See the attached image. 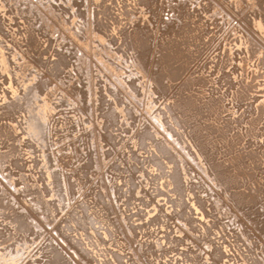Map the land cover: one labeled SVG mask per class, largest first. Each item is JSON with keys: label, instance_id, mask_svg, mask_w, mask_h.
Returning a JSON list of instances; mask_svg holds the SVG:
<instances>
[{"label": "rangeland", "instance_id": "rangeland-1", "mask_svg": "<svg viewBox=\"0 0 264 264\" xmlns=\"http://www.w3.org/2000/svg\"><path fill=\"white\" fill-rule=\"evenodd\" d=\"M8 2H6V0L4 1H1L0 0V3L2 2L3 4H4V2H6L5 4H4V6L2 5V3L0 4V13L1 14H3V12H4V14H5V16H4V14H3V16L4 17H6L7 19H5L3 16H1V14H0V17L3 19L4 18V20H2L3 21V26L4 27H6V30L7 31H9L10 29H12V30H10V32H9V34L11 33L12 34V32H13V34L12 35H14V36H12L11 34V40H12V42H13V44H11V48H12V53H13V55H14V57H15V59H16V61L15 62H17V60H18V63H19V59H20V61H21V63H19L20 64V66L22 65V67H21V69L23 70V73H24V70H26V72L28 71V70H30L29 72H27V74H25V75H27V76H25V78L27 77L28 78V74H34L33 75V77L32 78H34L35 77V75H37V74H39V75H41L42 76V79L45 81V82H50V83H48L49 84V90H48V92H47V94H48V96H46L45 97V100H46V102H45V112H43L44 111V108H40L41 110H43V111H41V113H47L48 114V116H47V120L48 119H50V120H48L49 122V124H50V122H51V124L53 123V126H52V128H53V130H52V128H51V130H52V132L54 131V130H56V132L54 131V133H53V136H54V140H56L55 141V158H56V164L58 165V167L61 169H63V170H65L70 176H71V178L70 179H72L71 180V182H73L75 185H76V188H77V192L78 193H76V197H77V195H78V197H80V198H78V200L79 199H81L80 201L81 202H85V200L88 198V200L86 201L87 203H89V205L91 204L92 206H94L95 208H93L94 210H92L93 211V213H91L90 212V210H89V212L91 213V214H93V215H91L92 217H91V220H92V223H93V228H94V231L96 232V234H100V236H101V238L105 241V245L104 244H102V246H99L100 248H102L101 250V254H102V257H101V255L96 251V253H95V251L94 250H98L99 251V247H89L88 248V246H87V239H86V241H85V239H84V233H83V237H82V232H79L78 233V235H77V237H81V238H77L76 237V234H77V232L76 231H74V232H70V231H68V233L70 234V236L71 235H75L74 237H76V238H74L73 236H72V238H74V239H76L75 240V242H78V241H81V243L83 244L84 243V249H86L87 251L88 250H90V248H91V250H93L94 251V253H93V251H92V253H91V255H89V256H91V257H89L88 256V260H96V258H104V256L105 257H107V254L109 255L108 256V258H110V252H115V253H118V254H121V255H123L124 257H125V259H124V262H126L129 258H130V255H131V251L129 250L131 247H133V249H135V246H136V244L135 243H131L133 246H129V244H127V242L123 239V237H121V236H118V233L120 232L119 231V225H120V218H126V221L128 222V225H130L131 227H133L134 229H136V231H134L135 233H137L136 234V238H135V240H136V242L137 243H140L141 241L145 244V240H146V238L147 239H149L150 240V242H152V241H154V240H157V239H159L158 237V235H160L159 233H161L162 231H164V227H167V226H169L168 224H170V227L171 226H174L175 224H174V221H173V219H168V222H167V219L165 220L163 217L165 216V215H167V213H160L161 215L163 214V216H162V219H160L161 221H163L162 223H161V221H159V223H158V225H157V223L156 224H150V226H149V223L147 224V217H145L146 215L148 216V217H150V215L152 216H154L155 215V213L157 214V211H158V206H159V204H160V206L159 207H164V208H166V206H169L168 204H166V202H167V200L172 196L171 194H169V193H167L166 192V189L161 185L162 184V182L163 181H153L154 179H153V175L156 173H154L153 172V169H150V168H148V166H150L148 163H145V165L144 164H142L143 162V160L146 158V157H148V156H146V154L147 155H150V151H153V149L150 147V148H147L146 150H145V153H143L144 152V150H143V152H142V150L141 151H139L140 152V154H138L139 152L137 151L136 152V154H137V156H138V158H139V160H141V161H139V162H141V164L144 166V168H142L141 166H139V164L138 163H133V160H132V166H133V164L135 165V166H137V168L138 169H140L139 170V172H129V169H127V168H129L128 166H130L128 163H127V161H126V158H127V154L129 153L128 151H129V149L130 150H132V151H136L134 148H132L133 146L131 145V139H132V136H133V131H134V127L135 128H137L140 124H142L143 123V121L145 122V119H143V118H145V115H148L149 116V114H147V111L149 110V108L148 107H150L151 109H154L155 111L156 110H159V106H160V110L159 111H163L164 113H167L168 112V110H169V113H168V117H169V115H170V113H172V112H170L171 111V109L172 108H176L177 110H178V114L180 113V112H183V110H182V108H183V106H180V105H178L179 107H177L176 106V104L178 103V102H176V101H179V104L180 103H182V102H185L186 100V103H191L190 101H194L195 99H202V100H200V101H202V102H200L201 104H200V108H201V112H202V109H207V108H210L209 106L213 103V105H211V107L212 108H210L209 110H208V112L206 113L207 115H206V119H208V121L209 122H212L213 121V119H215L216 121H214V123L216 122V124L217 125H220V126H222L223 125V122L224 121H226V122H224V125L226 126V125H228V134L229 135H231V136H233V134L232 133H234L235 132V130H236V132L239 134L240 132H238L239 131V128H240V131H241V135H244L245 134V132H247L246 130V126H248L246 123H244V122H246L245 121V117H246V115H247V112L249 111L250 112V110H252L251 112H254L255 110H257V111H259V112H254V113H251L250 112V114H249V112H248V114H249V116L251 115V114H253L254 116H252V117H250V118H255V115H256V117L258 118H260L261 119V117H262V119H261V121L260 122H256V127L258 128L259 126V128L258 129H260V130H262V133H261V131H260V133H259V135H260V137L262 136V139L261 138H257V139H255V140H257V141H255L254 139L252 140L253 141V143H254V145L252 146V142H251V140L248 138V141H247V137H246V140L245 139H242V140H244V141H241L243 144H249L250 145V148H253L252 149V151L255 149L256 151H258L259 150V152H260V150L261 151H263L264 150V143H262V142H264V137H263V135H264V123L263 124H260L261 122H264V118H263V114L262 113H264V112H262L261 113V111L260 110H262V111H264V106H262V104L264 105V36H263V33H264V30H260L259 28H257L256 26H255V24L256 23H258V22H263V24L262 25H264V0H152V3L154 2V5L153 4H151L150 6L152 7V8H150V6H138V9H137V12L135 11V12H132V14L130 15V16H126V17H120V15H121V13L123 14L125 11H123V9L125 8L124 6H126V5H130V3L132 4V0H61L62 2V4H66L65 6H63V5H61V3L59 2L60 0H49V2H48V0H41V1H39L38 3H39V5H38V3H36L35 2V4H34V1L33 0H12V2H11V0H7ZM17 1V2H16ZM25 1H26V3H25ZM42 1H46V3H44L43 2V4L41 3ZM100 1H101V5H100ZM15 2V3H14ZM24 2V4H22ZM30 2V3H29ZM48 2V3H47ZM8 3H10V4H8ZM16 3H18L17 5H16ZM41 3V4H40ZM50 3V4H49ZM60 4V5H58V4ZM68 3V4H67ZM56 4V5H55ZM78 4V5H77ZM3 7H2V6ZM6 5H7V7H8V9H7V7H6ZM68 5V6H67ZM97 5H98V7H97ZM9 6H10V8H9ZM14 8H13V7ZM35 6H37V8L35 7ZM50 6V7H49ZM58 6V7H57ZM78 6V7H77ZM103 6V7H102ZM104 6H105V9L107 10V11H104L103 12V10H104ZM107 6V7H106ZM2 7V8H1ZM11 7L13 8V9H11ZM21 7V8H20ZM47 7V8H46ZM56 7V8H55ZM146 7V8H145ZM30 8V9H29ZM50 8V9H49ZM73 8V10H74V12L75 13H73V10H71ZM74 8H76V9H74ZM79 8V9H78ZM137 8V7H136ZM149 8V9H148ZM2 9V10H1ZM5 9V10H4ZM18 9V10H17ZM27 9V10H26ZM34 9V10H33ZM48 9H49V12H48ZM59 9H60V12H59ZM68 9H70V11L68 10ZM100 9V10H99ZM112 11H111V10ZM152 9V10H151ZM9 12H8V11ZM23 10H24V13H23ZM29 10V11H28ZM41 12H40V11ZM43 10H45V11H43ZM47 10V11H46ZM62 10V11H61ZM92 10V11H91ZM117 10H119V11H117ZM134 10H136L135 8L133 9V10H131V11H134ZM139 10V11H138ZM20 11V12H19ZM63 11H64V14H63ZM67 11V13H65ZM82 11H83V13H82ZM96 12V13H94V16H92V18H90L91 17V12ZM103 12V13H107V12H109V14L106 16L107 18H105L104 16H101V15H97V13L98 12ZM154 11V12H153ZM48 12V13H47ZM52 12V13H51ZM78 12V13H77ZM88 12V13H87ZM90 12V13H89ZM114 12V13H113ZM16 13H18V14H16ZM21 13H23L22 15H21ZM27 13V14H26ZM29 13V14H28ZM81 13V14H80ZM182 13H184L183 15H182ZM46 14H48V15H46ZM69 14V15H68ZM77 14V15H76ZM79 14H80V16H79ZM111 14H112V16H113V14L115 15L114 16V19H116L117 18V16L120 18V19H122V18H124L125 20H122L123 22H122V24H124L125 25V27H124V25L122 26V25H120V27H119V29H117L116 31H112L111 29L115 26L114 25V20H112V19H109V18H111L110 16H111ZM118 14V15H117ZM120 14V15H119ZM21 15V17L23 16H25L24 18L25 19H23V17L21 18H19L18 20H17V18L19 17ZM38 15V16H37ZM50 15H53V16H50ZM66 16L65 18L63 17V16ZM73 15V16H72ZM74 15H76L77 16V19L75 18L76 16H74ZM82 15H83V18H84V16H85V18L82 20ZM88 15V16H87ZM89 15H90V17H89ZM188 17V18H185L186 16ZM9 16H11V17H9ZM34 16V17H33ZM41 16H42V18H41ZM46 16V17H45ZM60 16V17H59ZM69 16H71L70 17V20H69ZM176 16V17H175ZM183 16V17H182ZM39 17V18H38ZM89 17V18H88ZM94 17V18H93ZM96 17V18H95ZM142 17V18H141ZM13 18V19H12ZM27 18H28V21H29V19H30V21L28 22L27 21ZM34 18H36V19H34ZM72 18V19H71ZM101 18V19H100ZM185 18V19H184ZM33 19V20H32ZM40 19H41V22H40ZM60 19V20H59ZM63 19V20H62ZM66 19V20H65ZM90 19H91V22H90V24H89V21H90ZM118 19V18H117ZM131 19V20H130ZM7 20H8V24H10L8 27H7V25L8 24H6L5 25V23H7ZM14 20V21H13ZM25 22H24V21ZM56 20V21H55ZM93 20V21H92ZM97 22H96V21ZM110 20V21H109ZM181 20V21H180ZM184 20V21H183ZM33 21L35 22L34 24H32L33 23ZM86 21V22H85ZM111 21H113V22H111ZM116 21V20H115ZM127 21V22H126ZM183 21V22H182ZM21 24H20V23ZM78 22V23H77ZM79 22H80V27L79 26H76L77 24H79ZM192 22V23H191ZM12 23H14L13 25H12ZM17 23H18V26H19V28H18V26H16L17 25ZM24 25H23V24ZM28 23H29V25H28ZM31 23V24H30ZM39 23V24H38ZM54 23V24H53ZM75 23H77V24H75ZM81 23H82V25H81ZM92 23H94V24H92ZM101 23V24H100ZM126 23V24H125ZM130 23V24H129ZM199 23V24H198ZM26 24V25H25ZM38 24V25H37ZM86 24V25H85ZM129 24V25H128ZM141 24V25H140ZM21 25V26H20ZM23 25V26H22ZM97 25V26H96ZM102 25V26H101ZM104 25H106V26H104ZM142 25H143V27H142ZM169 25V26H168ZM181 25V26H180ZM26 26H28V27H26ZM29 26H32L31 28L33 29H31V28H29ZM63 26V27H62ZM67 26V27H66ZM81 26H83V28L81 27ZM90 26V27H89ZM128 28H127V27ZM166 26V27H165ZM180 26V27H179ZM75 27V28H74ZM76 27H79V29H77ZM92 27V28H91ZM95 29H94V28ZM96 27H98V28H96ZM134 27H135V29H134ZM140 27V28H139ZM161 27V28H160ZM171 27H173V29H170V30H172L173 31V33L171 32H169L170 34H168L167 35V33L165 32V31H167L169 28H171ZM187 27V28H186ZM264 27V26H263ZM7 28H9V29H7ZM25 28H26V34H25ZM27 28L29 29V30H31V32L29 31V30H27ZM37 28V29H36ZM65 28V29H64ZM68 28V29H67ZM71 28V29H70ZM82 28V29H81ZM18 29V30H17ZM40 29V30H39ZM52 29V30H51ZM86 29H87V31H86ZM92 29V30H91ZM94 29V30H93ZM97 29V30H96ZM100 29V30H99ZM105 31H104V30ZM124 29V30H123ZM136 30V32H138V31H140L141 33H137V35H136V32L134 31V30ZM137 29H138V31H137ZM180 29V30H179ZM201 31H200V30ZM264 29V28H263ZM17 30V31H16ZM23 31V32H21V31ZM45 30V31H44ZM62 30V31H61ZM81 32V34H80V32ZM127 30V31H126ZM135 32V35H134V32ZM27 31H29V32H27ZM36 32L34 35H33V37H34V39H35V42H33L32 43V41L31 40H33L34 41V39H32L33 37H32V33L33 32ZM39 31H40V34H39ZM102 31V32H101ZM104 31V32H103ZM121 31V32H120ZM129 31H130V33H129ZM43 32V33H42ZM75 32H78L79 34H77L76 35V33ZM98 32V33H97ZM109 34H108V33ZM124 32V33H123ZM142 32H144V33H142ZM183 32H185V33H183ZM197 32V33H196ZM29 33V34H28ZM47 33H49V34H47ZM51 33H52V35H51ZM67 33H69V34H67ZM89 33V34H88ZM150 33V34H149ZM163 33H165V34H163ZM200 33V34H199ZM261 33V34H260ZM19 34V35H18ZM28 34V35H27ZM36 34L38 35V38H39V40H37L38 38H37V36H36ZM65 34V35H64ZM75 36H74V35ZM87 34V35H86ZM101 34V35H100ZM106 34V35H105ZM119 34V35H118ZM127 34H128V36H127ZM132 34V35H131ZM183 34V35H182ZM195 34H197V35H195ZM40 35V36H39ZM51 35V36H50ZM69 35V36H68ZM98 35V36H97ZM121 35V36H120ZM129 35H131V36H129ZM140 35V36H139ZM179 35H180V37H179ZM192 35H193V37H192ZM195 35V36H194ZM201 35V36H200ZM44 36V37H43ZM91 38H90V37ZM107 36V37H106ZM110 36V38H108ZM132 36H134V37H132ZM135 36H139L140 37V41H138L139 40V37L137 38V41H136V38H135ZM144 36H146V37H143ZM177 36V37H176ZM184 36V37H183ZM200 36V37H199ZM32 37V38H31ZM70 37V38H69ZM94 37V38H93ZM103 37V38H102ZM142 37V38H141ZM148 37V38H147ZM172 37V38H171ZM176 37V38H175ZM37 38V39H36ZM74 38V39H73ZM76 38V39H75ZM98 38H99V40H98ZM118 39V41H116V39ZM121 38V39H120ZM148 40H147V39ZM181 38H182V40H181ZM19 39V40H18ZM31 39V40H30ZM40 39L42 40V41H40ZM47 39V40H46ZM90 39V40H89ZM97 39V40H96ZM123 39V40H122ZM135 39V44H134V47L132 46V44L131 43H133V40ZM143 39V40H142ZM161 39V41H159ZM171 39V40H170ZM200 39V40H199ZM25 40V41H24ZM43 40H45V41H43ZM94 40V41H93ZM124 41V43L122 42V41ZM147 40V41H146ZM167 40V41H166ZM186 40V41H185ZM23 41H24V43H23ZM47 41V42H46ZM90 41V42H89ZM144 41V42H143ZM163 41V42H162ZM14 42H16V43H14ZM29 43V44H27V43ZM39 42V43H38ZM42 42V43H41ZM45 42V43H44ZM56 42H57V45H58V42H59V44H60V46H63V49H66V50H68V48H69V50H78L76 53H74L75 55H76V57H75V59L73 58V60H74V62H72V64L74 63V67L71 65L69 68V71L67 72V73H64L63 74V77L60 79V78H56L53 74H51L50 72H48L47 70V68H43V67H41V61H44V60H47V59H49V61H53L54 59H56V56L54 55V53H56V52H54V51H56V47H58L57 45H56ZM88 42V43H87ZM127 42V43H126ZM136 42H139L138 44L136 43ZM193 42V43H192ZM35 43V44H34ZM49 45H48V44ZM53 43H54V45H53ZM87 43V44H86ZM127 45H126V44ZM142 43V44H141ZM165 43V44H164ZM167 43L169 44V43H171V44H169L168 46H167ZM173 43V44H172ZM32 44H34V47L32 46ZM36 44L39 46H37V47H35L36 46ZM51 44V45H50ZM64 44V45H63ZM123 44H125V45H123ZM128 44H130V45H128ZM141 44V45H140ZM24 45H25V47H24ZM27 45H29V46H32L31 47V49H30V47H27ZM45 45H46V47H47V49H46V52H45ZM56 45V46H55ZM117 45V46H116ZM143 45V46H142ZM163 45H166V46H163ZM175 45V46H174ZM182 45H184V46H182ZM187 45V46H186ZM189 45V46H188ZM202 45V46H201ZM41 46V47H40ZM128 46H130V47H128ZM162 46V47H161ZM192 46V47H191ZM43 47V48H42ZM76 47V48H75ZM174 47V48H173ZM189 47V48H188ZM205 47V48H204ZM50 48V49H49ZM53 48H55V50L53 49ZM71 48V49H70ZM118 48H119V50H118ZM127 48H128V50H127ZM185 48H187V49H185ZM167 51H166V50ZM196 49H197V51H196ZM199 49V50H198ZM17 50V51H16ZM41 50V51H40ZM51 50V51H50ZM54 50V51H53ZM69 50H68V52H69ZM141 50V51H140ZM169 50H171V51H169ZM174 50V51H173ZM185 50V51H184ZM26 51H29V52H26ZM131 52V53H130ZM135 52V53H134ZM172 54H174L173 56L171 55V53ZM192 52V53H191ZM195 52V53H194ZM197 52V53H196ZM32 53V54H31ZM39 55H38V54ZM42 53H45V56H44V54L42 55ZM49 53V54H48ZM129 55V57H127L128 55ZM164 54V55H163ZM169 54V55H168ZM183 54V55H182ZM189 54V55H188ZM43 56V58H41L42 56ZM138 55H140V56H138ZM33 56V57H32ZM35 56V57H34ZM120 56V57H119ZM171 56V57H170ZM175 56V57H174ZM177 56V57H176ZM181 56V57H180ZM141 57V58H140ZM188 57V58H187ZM199 57V58H198ZM230 57V58H229ZM40 58L42 59L41 61H40ZM47 58V59H46ZM128 58V59H127ZM145 58V59H144ZM176 58V59H175ZM37 59H39V60H37ZM132 59V60H131ZM140 59V60H139ZM173 61H172V60ZM190 59V60H189ZM197 59H198V62H196L197 61ZM102 60V61H101ZM128 60H131L132 61V64L130 63V61H128ZM24 61V62H23ZM40 61V62H39ZM135 61V62H134ZM138 61H140V63L138 62ZM177 61V62H176ZM189 61V62H188ZM191 61V62H190ZM125 62V63H124ZM135 63V65H133L134 63ZM142 62V63H141ZM187 62V63H186ZM195 62V63H194ZM38 63V64H37ZM39 63H40V67L38 66L39 65ZM103 63H105V64H107V65H105V64H103ZM168 63H170V64H168ZM197 63V64H196ZM18 64V65H19ZM26 64V65H25ZM127 64V65H126ZM139 64H141V65H139ZM142 64H143V66H142ZM130 65V66H129ZM168 65H169V67H168ZM24 66V67H23ZM129 66V67H128ZM174 66V67H173ZM186 66V67H185ZM188 66V67H187ZM27 67H28V70H27ZM37 67H39V69L37 68ZM71 67H73V68H71ZM113 67V68H112ZM125 67V68H124ZM134 67V68H133ZM136 67H138V68H136ZM139 67H140V69H139ZM178 67V68H177ZM24 68V69H23ZM127 68H128V70H127ZM136 68V69H135ZM109 69H110V72H109ZM112 69V70H111ZM132 71H131V70ZM138 69V70H137ZM158 69H159V71H158ZM174 69V70H173ZM206 69V70H205ZM44 70V71H43ZM114 70V71H113ZM163 70H164V72H163ZM171 70V71H170ZM192 70V71H191ZM203 70V71H202ZM205 70V71H204ZM134 71V72H133ZM139 73V75H138V73ZM140 71V72H139ZM180 71V72H179ZM202 71V72H201ZM25 72V73H26ZM35 72V73H34ZM36 72H37V74H36ZM111 72H112V74H111ZM125 74H124V73ZM132 72V73H131ZM176 72V73H175ZM136 73V75L138 76L137 77V79H138V81H139V84H140V96H139V98H138V101H141V103L139 102V105H138V109L140 110H138L137 111V113L135 114V118H137V119H134V121L133 120H131V122H130V124L131 125H123L122 124V122L123 123H126L125 121H124V119H122V118H120V120H119V124H116V126H119V128H120V130L122 131V133H124L123 134V137H125V138H123L122 137V134L121 135H118V134H120V133H118V132H120V130L119 131H116V130H118V127H116V126H114V127H112L111 125H110V123H108V126L110 125V127H112V128H114V131H112V129L110 128H108V131L112 134V136H115L116 137V139H115V137H113L114 138V141L112 142V141H110V142H108L107 140H105V138H104V128H102L103 126H104V124L106 123V122H104V124H103V122H102V120H106V119H103L104 117H102V114H104L105 112H107L106 110H108V108H109V104H111V98L110 97H106V96H104L103 94V91H104V89L106 88V87H114V88H116L115 89V95H117L118 97L119 96H121V97H119L120 99L119 100H123L122 98H124V97H126L125 95L127 94L128 95V93H127V91L128 90H126V88H124L125 87V84L123 85L122 83L124 82V83H126L127 85H128V83L127 82H129V80L131 79H133V77L135 78L136 77V75L134 76V74ZM142 73V74H141ZM163 73V74H162ZM115 74V75H114ZM127 74H128V76H130V79H129V77L127 76ZM132 74V75H131ZM173 74V75H172ZM184 74V75H183ZM190 74V75H189ZM85 75V76H84ZM141 75H142V77H141ZM146 75V76H145ZM158 75V76H157ZM164 75V76H163ZM175 75V76H174ZM176 75H178V76H176ZM180 75V76H179ZM192 75V76H191ZM50 76V77H49ZM107 76H109V77H107ZM125 76V77H124ZM187 76V77H186ZM80 77V78H79ZM119 77V78H118ZM123 77V78H122ZM154 77V79L156 80H162V86H164L165 87V92L163 91V90H161L159 87H158V85L156 84V83H152L151 82V79ZM162 77V78H161ZM174 77H175V79H174ZM176 77H178V78H176ZM198 77V78H197ZM50 80H49V79ZM52 78H54V79H56V80H54V79H52ZM82 78V79H81ZM110 78V79H109ZM125 78V79H124ZM143 78V79H142ZM167 78V79H166ZM181 78V79H180ZM200 78V79H199ZM46 79H48V80H46ZM64 79V80H63ZM120 79V84L121 85H119L118 83H117V80H119ZM127 79V80H126ZM183 79V80H182ZM186 79V80H185ZM190 79V80H189ZM52 80V81H51ZM54 80V81H53ZM82 80H83V82H82ZM109 80V81H108ZM144 80V81H143ZM56 81V82H55ZM63 81V82H62ZM111 81V82H110ZM142 81V82H141ZM165 81V82H164ZM173 81V82H172ZM185 81V82H184ZM190 81V82H189ZM52 82V83H51ZM58 82V83H57ZM80 82H82V83H80ZM85 82H86V84H85ZM109 82L110 83H112V84H109ZM180 82V83H179ZM197 82V83H196ZM203 82V83H202ZM209 82V83H208ZM211 82V83H210ZM243 82V85L246 83V85L244 86V87H246V86H249V88H252L251 89V91L248 89V87H247V91H248V93L253 97H249V99H250V101L248 100V99H242V101L241 102H243L244 104H245V102L247 101V106H246V104H245V106L243 105V103L241 104L239 101L241 100V99H236L237 97H236V94H234V91H235V89L237 88V87H239L240 85V83H242ZM115 83V84H114ZM217 83V84H216ZM88 84H89V86H88ZM77 85V86H76ZM115 85V86H114ZM117 85V86H116ZM126 85V86H127ZM175 85V86H174ZM194 85V86H193ZM204 85V86H203ZM214 85V86H213ZM236 85H237V87H236ZM84 86V87H83ZM124 86V87H123ZM168 86V88H166ZM173 86V87H172ZM199 86V87H198ZM89 87V88H88ZM203 87V88H202ZM211 87V88H210ZM54 88V89H53ZM80 88V89H79ZM82 88V89H81ZM119 88V89H118ZM201 88V89H200ZM234 88V89H233ZM53 89V90H52ZM85 90V91H82V90ZM89 89V90H88ZM121 89H125V90H121ZM204 89V90H203ZM79 92H78V91ZM150 90V91H149ZM172 90V91H171ZM199 90H202V92H200ZM212 90V91H211ZM245 90H246V88H245ZM88 91V92H87ZM121 91H122V93H121ZM123 91H125V92H123ZM154 91V92H153ZM155 91H159L158 93H162V95L163 96H161V94H160V96H156V94H155ZM170 91V92H169ZM183 91V92H182ZM185 91V92H184ZM199 91V92H198ZM204 91V92H203ZM206 91V92H205ZM214 91H217V92H214ZM250 91V92H249ZM53 92V93H52ZM156 92V93H157ZM164 92V93H163ZM178 92V93H177ZM196 92V93H195ZM199 94H198V93ZM79 93V94H78ZM142 93V94H141ZM157 93V94H158ZM169 93V94H168ZM189 93V94H188ZM203 93V94H202ZM214 93H216V94H214ZM219 93V94H218ZM77 94V95H76ZM84 94V96L82 97V95ZM118 94H120V95H118ZM122 94V95H121ZM154 94V95H153ZM181 94V95H180ZM195 94H196V96H195ZM197 94H198V96H197ZM202 94V95H201ZM55 95V96H54ZM85 95H87V96H85ZM145 95V96H144ZM151 95V96H150ZM159 95V94H158ZM166 95V96H165ZM171 95V96H170ZM178 95V96H177ZM200 95V96H199ZM222 95H224V96H222ZM54 96V97H53ZM155 96H156V98H155ZM172 98L171 100L170 99H167V98H170V97ZM173 96H174V98H173ZM180 96V97H179ZM184 96V97H183ZM194 98H193V97ZM207 96V97H206ZM219 96V97H218ZM226 96V97H225ZM52 97V98H51ZM87 97V98H86ZM104 97H106V98H104ZM159 97H161L160 99H159ZM164 97V99H165V101H163L164 99H162ZM178 97V98H177ZM192 98V100H191V98ZM198 97V98H197ZM200 97V98H199ZM222 97L223 98H225V99H222ZM236 97V98H235ZM81 98H83V99H81ZM89 98V99H88ZM149 98V99H148ZM159 100H158V99ZM204 98V99H203ZM210 98V99H209ZM213 98V99H212ZM219 98V99H218ZM109 99V100H108ZM185 99V100H184ZM207 99V100H206ZM222 99V100H221ZM235 99H236V101H235ZM107 100V101H106ZM124 100H125V98H124ZM156 100V101H155ZM174 100V101H173ZM226 100V101H225ZM239 100V101H238ZM251 100H252V103H251ZM61 101H64V102H67V103H65L66 104V106H65V104H63V102H61ZM82 101V102H81ZM158 101V102H157ZM192 101V102H193ZM206 101V102H205ZM207 101H208V103H209V101H210V105L207 103ZM211 101H212V103H211ZM249 101V102H248ZM60 103V104H58V103ZM79 102V103H78ZM151 102H153L152 104V106H151ZM160 102H163V103H160ZM164 102H166V103H164ZM173 102L175 103V104H173ZM221 102V103H220ZM224 103V105H223V103ZM145 103V104H144ZM149 103H150V105H149ZM157 103V104H156ZM204 103V104H203ZM238 103H240L242 106H243V108H242V106H240V104H238ZM85 104V105H84ZM87 104H88V106H87ZM162 104H164V106L162 105ZM252 104V105H251ZM258 104V106H257V108H255L256 107V105ZM261 104V107L259 106ZM56 105H57V107H56ZM82 105V106H81ZM159 105V106H158ZM170 105H172L170 108H169V106ZM207 105V106H206ZM70 106V107H69ZM113 106V105H112ZM142 106V107H141ZM148 109H146L145 107ZM166 106H168V107H166ZM249 106H250V108H249ZM60 107V108H59ZM64 107V108H63ZM152 107H154V108H152ZM161 107H162V109H161ZM144 108V109H143ZM247 109L246 110V112L244 113L245 114V117H242L244 114H243V111H245L244 109ZM251 108H253V109H251ZM260 108V109H259ZM262 108V109H261ZM143 109V110H142ZM150 109V110H151ZM250 109V110H249ZM81 110V111H80ZM110 111H112L111 109H109ZM218 111V112H216V111ZM243 110V111H242ZM109 111V112H110ZM153 111V110H152ZM220 111V112H219ZM225 111V112H224ZM228 111V112H227ZM213 112V113H212ZM216 112V113H215ZM235 113V115H236V118H235V116H234V114L233 115H231L232 113ZM241 112V113H240ZM220 113V114H219ZM226 113V114H225ZM238 115H237V114ZM257 113V114H256ZM137 114H139V115H137ZM240 114H242V116L240 115ZM258 114H259V116H258ZM172 115H174V114H172ZM217 117H216V116ZM222 115V116H221ZM226 115H227V120L225 119L226 118ZM228 115H229V118H228ZM260 115H261V117H260ZM214 116V117H213ZM219 116V117H218ZM223 116H224V118H223ZM232 116H233V118H232ZM237 116H239L238 118H237ZM241 116V117H240ZM249 116H247V117H249ZM50 117V118H49ZM216 117V118H215ZM246 117V118H247ZM102 118V119H101ZM138 118H139V120H138ZM211 118V119H210ZM218 118V119H217ZM223 118V119H222ZM240 118H241V120H243V122L242 121H239L240 120ZM206 119H203V120H206ZM232 119H234V121L232 120ZM122 120V121H121ZM137 120V121H136ZM211 120V121H210ZM221 120V121H220ZM224 120V121H223ZM232 120V121H231ZM238 120V121H237ZM120 121H121V123H120ZM178 120L176 119V118H174L173 117V119H169V124L171 125V127H172V129L174 130V132L175 133H178L180 136H179V138L181 139V141L182 142H184V145H186V147H188L189 148V150L191 151H193V152H195V149H193V148H197L195 145H196V142H195V145H193V140H194V137L192 136V134H191V136L193 137V139H192V137L190 138L189 137V133L187 132V130L189 129V128H187V127H185V126H183V125H181V126H183L184 127V131H182V129H181V126H180V124H178V122H177ZM191 122L192 121H194V120H190ZM218 121V122H217ZM229 121V122H228ZM237 121V122H236ZM134 122H136V124L134 123ZM140 122V123H139ZM174 123V125H176V127H178V129L173 125V123ZM176 122V123H175ZM194 122H196V121H194ZM198 122V121H197ZM196 122V123H197ZM208 122V123H209ZM227 122H228V124H227ZM233 123L234 124V126H233V124H229V123ZM234 122H236L237 124H238V122H239V124H241L242 123V127H240V125H237V126H235L236 125V123H234ZM138 123H139V125H138ZM193 123V122H192ZM199 123V122H198ZM197 123V124H198ZM222 125H221V124ZM244 123V124H243ZM258 123V124H257ZM51 124H50V126H51ZM101 124H102V126H101ZM120 124H122V125H120ZM137 126H135V125ZM246 124V125H245ZM107 125V124H106ZM133 125V126H132ZM233 126V127H231L230 128V126ZM244 125V126H243ZM262 125V126H261ZM121 126H125V127H121ZM126 127H128V129L126 128ZM234 127H237V128H234ZM244 127H245V129H244ZM117 128V129H116ZM125 130H124V129ZM187 128V130H185ZM229 128L231 129L230 130V132H229ZM232 128H234L235 130H232ZM64 130L63 131V133H62V136L61 135H59V134H61V132H60V130ZM132 129V130H131ZM124 130V131H123ZM129 130V131H128ZM190 130V129H189ZM244 130H245V132H244ZM59 133H58V132ZM129 132V133H125V132ZM231 131H234V132H231ZM102 132V134H100ZM188 134H187V133ZM190 132H191V130H190ZM243 132H244V134H243ZM88 133H90V134H88ZM58 134V135H57ZM178 134H177V136H178ZM57 135V136H56ZM65 135V136H64ZM89 137H88V136ZM126 135V136H125ZM234 135H235V133H234ZM237 135V134H236ZM235 135V136H236ZM64 136V137H63ZM85 136H86V138H85ZM90 136H91V138H90ZM93 136V137H92ZM120 137L121 136V138L123 139H121V138H118V137ZM127 136L129 137V138H127ZM66 137V138H65ZM95 137V138H94ZM58 138V139H57ZM88 138H90V140L88 139ZM99 138V139H98ZM101 138V139H100ZM113 138H112V140H113ZM190 138V140H188ZM63 139H65L64 141H63ZM120 139V140H119ZM125 139V140H124ZM187 139V140H186ZM84 140V141H83ZM91 140H97L96 141V146H95V142H93L92 141V144L90 143V141ZM101 140V141H100ZM116 140V141H115ZM121 141V143L119 142V141ZM131 140V141H130ZM250 140V141H249ZM261 142H260V141ZM263 140V141H262ZM61 141L63 142V143H61ZM87 141V142H86ZM157 141V142H156ZM154 143L155 144H159L158 142V140H156ZM186 141H187V143L189 144H187L186 143ZM195 141V140H194ZM259 141V142H258ZM57 142V143H56ZM61 144H60V143ZM97 142H98V145H97ZM102 142V143H101ZM115 142V143H114ZM123 142V143H122ZM192 142V143H191ZM248 142H251V143H248ZM258 142V143H257ZM83 143V144H82ZM84 143L87 145V143H88V147L90 148V150L87 152V150L89 149L87 146H85L84 145ZM107 143L109 144V143H111V144H109V145H107ZM114 143V144H113ZM190 143H191V145H190ZM242 143H240L239 144V148L240 149H245V151H251V149L249 150V149H247L246 150V148H248V147H246L245 145H242ZM259 143H262V145L261 146H258V144ZM58 144V145H57ZM113 144V145H112ZM116 144V147L114 146ZM121 144V145H120ZM255 144H257V145H255ZM82 145V146H81ZM90 145H91V147H90ZM101 145H102V147H104V148H102L101 149ZM118 145H120L119 147H118ZM188 145V146H187ZM193 145V146H192ZM260 145V144H259ZM1 146H3V144H1L0 143V147ZM82 148H81V147ZM94 146H95V149H93L94 148ZM100 146V147H99ZM111 146H113V149H112V147ZM127 146H129L130 148L128 149V151H127V153H126V147ZM132 146V147H131ZM189 146H192L191 148L189 147ZM245 146V147H244ZM255 146H256V148H258V149H256L255 148ZM111 147V148H110ZM259 147L261 148V149H259ZM57 148V149H56ZM65 148V149H64ZM85 149V150H82V149ZM97 148V149H96ZM109 150H108V149ZM238 148V149H239ZM263 148V149H262ZM62 151H61V150ZM58 150V151H57ZM105 150V151H104ZM113 150V151H112ZM83 151H85V155H84V152ZM111 151V152H110ZM146 151H148L147 153H146ZM82 154H81V153ZM98 152V153H97ZM111 153V154H108V153ZM114 154H113V153ZM192 152V153H193ZM77 153V154H76ZM26 154H27V152H26ZM123 154H126L124 157H123ZM143 154H144V156H145V158H144V156H143ZM194 154V153H193ZM199 154V152H198V150L196 149V154L195 155H197V157L199 156L198 155ZM88 155H94V157H95V155L97 156V158H94L95 160H97L98 161V163L99 164H101V162L103 163L102 164V166L100 165L98 168H92L91 170H90V173L86 176L85 174H83L82 175V172H79L78 170H77V167H78V169L80 168L79 166H82L83 165V163L82 162H85L86 160V158H87V156ZM99 155V156H98ZM121 155V156H120ZM142 157H140V156ZM80 156V157H79ZM86 156V157H85ZM100 156H101V158H100ZM60 157V158H59ZM78 157V158H77ZM84 157V158H83ZM108 157V158H107ZM118 157V158H117ZM82 158V159H81ZM105 158V159H104ZM111 158V159H110ZM119 158H122L123 159V162H124V160L126 161V163L124 162V164L126 165V167L124 166V164H123V166H121V167H123L122 169H123V171L124 172H121V174H119L118 172H115V171H110V166H109V164L110 165H112V163H114L115 164V162L117 161V160H119ZM125 158V159H124ZM144 158V159H143ZM218 158L220 159V160H224L225 159V157L223 156V152L221 151V153L218 155ZM224 158V159H223ZM21 164H26V162H24V161H27L28 162V165H29V167H28V165H26V169L24 168V171H23V175L24 176H26L25 174H28L27 176H29V175H31V177L29 176V177H27V178H30L31 180H32V178H40V176L41 175H39L41 172H42V167L40 168L38 165V167L36 166H34L33 165V163L31 164V159H30V157L28 158V156H22L21 158ZM117 159V160H116ZM59 160V161H58ZM64 160V161H63ZM85 160V161H84ZM107 162H106V161ZM112 160V161H111ZM99 161H101V162H99ZM24 162V163H23ZM29 162H30V164L34 167V168H30V164H29ZM59 162V163H58ZM111 162V163H110ZM206 162H209L210 163V161L208 160H205V159H203V163L206 165V167L211 171L212 169V167H211V164H212V161H211V163L209 164L210 165V167H209V165L206 163ZM79 164V165H78ZM82 164V165H81ZM137 164V165H136ZM148 164V165H147ZM213 165V164H212ZM65 166V167H64ZM147 166V167H146ZM264 166V165H263ZM11 169V171H15V173L17 172L18 173V169H16V168H12V166H9ZM25 167V166H24ZM131 167V166H130ZM7 168V167H6ZM29 168V172H27V171H25V170H27ZM101 168V169H100ZM105 168H106V170H105ZM142 168V169H141ZM14 169V170H13ZM30 169H31V171L34 173H31V171H30ZM103 169V170H102ZM145 170L144 171V173H143V171L142 170ZM9 170V169H8ZM37 170V171H36ZM75 170H76V172L78 171V174H76V172H75ZM147 170H149V171H147ZM260 170V172H258ZM259 170H256V172L257 173H261V170H263V169H259ZM39 171V172H38ZM94 171L95 172H98L97 174H95L94 173ZM104 171V172H103ZM150 171H151V173H150ZM213 171V170H212ZM91 172H92V174H91ZM115 172V173H114ZM141 172V173H140ZM146 172H148V173H146ZM152 172H153V174H152ZM214 172V171H213ZM39 173V174H38ZM73 173V174H72ZM74 173H75V176H74ZM104 175H103V174ZM111 173H114V175L113 174H111ZM126 173V174H125ZM80 174V175H79ZM94 174V175H93ZM121 178H119L117 175ZM127 174H129V176L130 177H128V178H131V177H133V182H136L137 183V181H138V183L139 184H137V188L134 190V192H133V194L130 192V191H128L130 188H132V187H130L129 186V184H131V183H129L128 181H127V177L126 176H128ZM140 174V175H139ZM144 174V175H143ZM145 174L147 175H149V176H146L145 177ZM231 174V173H230ZM73 175V176H72ZM101 175V176H100ZM123 176V179H122V176ZM33 176V177H32ZM78 176H81L80 178L78 177ZM95 176V177H94ZM113 176V177H112ZM115 176V177H114ZM116 176H117V178L119 179H117V180H115V178H116ZM139 176V177H138ZM78 177V178H77ZM84 177V178H83ZM125 177V178H124ZM135 177L137 178V179H135ZM149 177V178H148ZM83 180H82V179ZM151 178V180H149ZM253 178H258V176L256 177L255 175H253ZM252 178V179H253ZM33 179V180H34ZM74 179H75V181H74ZM79 181H78V180ZM99 179V180H98ZM144 179V180H143ZM98 180V181H97ZM112 180H113V182L115 183V181L117 182V185L116 184H114V183H112ZM123 180V181H122ZM130 180V179H129ZM142 180V181H141ZM256 180V179H255ZM78 181V183H75V182H77ZM109 181H111V182H109ZM145 181V182H144ZM148 181V182H147ZM6 182L8 183L9 181H5L4 183H5V186H6ZM97 185V187H99V188H97V190L95 189V187H96V185L94 184V183ZM124 182H127L126 183V187L124 186L125 185V183ZM150 182H151V184H150ZM153 182V183H152ZM157 182V183H156ZM248 182H251V180L249 181L248 180ZM248 182L246 181V183L244 182V183H240V184H238L237 186H236V188L235 189H230L229 188V190H232V192L233 191H244L245 190V188H248V187H251V190H255V189H253V187H255V186H253V184L251 183V184H248ZM98 183V184H97ZM105 183V184H104ZM112 183V184H111ZM122 183V185H120ZM129 183V184H128ZM158 183H159V185H158ZM114 184V185H113ZM128 184V185H127ZM135 184V183H134ZM149 184V185H148ZM243 184V185H242ZM78 185V186H77ZM80 185V186H79ZM84 187H83V186ZM116 185V186H115ZM157 186L156 187V191H155V189H154V186ZM8 187H10L9 189H10V191L13 189L11 186H10V184L8 183V185H7ZM6 186V187H7ZM92 186V187H91ZM95 186V187H94ZM107 188H106V187ZM110 186H112V187H114L115 188V195H116V199L119 201H117L116 199L115 200H113V202H112V200H111V198H113L114 199V196H112V194H111V189H110ZM117 186H120V189H122V191L119 189V187H117ZM123 186H124V188H123ZM129 186V187H128ZM148 186H150L149 188H148ZM160 186V187H159ZM162 186V187H161ZM246 186V187H245ZM8 187H7V189H8ZM78 187H80V188H78ZM81 187H83V188H81ZM94 187V188H93ZM102 187V188H101ZM145 187H147V188H145ZM243 187V188H242ZM245 187V188H244ZM89 188V189H88ZM143 188H145V189H143ZM159 188H161L162 189V191H161V189H159ZM79 189V190H78ZM81 189V190H80ZM88 189V190H87ZM99 189H101V190H99ZM118 189L121 191L119 194H117L116 192L118 191ZM127 190L126 192L127 193H125L124 191L125 190ZM133 189V188H132ZM147 189V190H146ZM150 189V190H149ZM153 189V190H152ZM158 189H159V192L161 191L162 192V194L163 195H159L158 196ZM97 191V193L96 194H98L99 195V191L101 192H107L106 194H104L103 193V195H101V196H104V197H102V199L100 200L99 198H98V201L96 200L97 199V197H96V195H95V192ZM106 190V191H105ZM152 190V191H151ZM251 190H249V191H251ZM16 191V190H15ZM80 191H81V193H83V195L80 193ZM84 191H86V192H84ZM90 193H89V192ZM153 191H155V193L153 192ZM11 192H14V190H12ZM94 192V193H93ZM160 192V193H161ZM231 192V193H232ZM252 192V191H251ZM123 193V194H122ZM137 193V194H136ZM153 193V194H152ZM22 193H20L19 195H21ZM25 195H21V199H24V200H21V201H23V204H25V205H27V206H29V204H27L28 203V201L29 200H25V198L27 197H29L28 196V194H26V193H24ZM85 194H87L86 195V197H85ZM100 194H102V193H100ZM125 194V195H124ZM130 194V195H129ZM145 194V195H144ZM0 195H1V193H0ZM82 195V196H81ZM118 195H120V197H118ZM122 195H124V197L122 196ZM135 195V196H134ZM193 195V194H192ZM192 195H190V197L192 196ZM95 196V197H94ZM108 196V197H107ZM111 196V197H110ZM125 196H127V197H125ZM130 196V197H129ZM139 196V198L140 199H143L144 198V200H147V201H145L144 202V200L143 201H140V199H138L137 197ZM194 196V195H193ZM193 196L191 197V198H193ZM30 197H32V196H30ZM124 199H123V198ZM143 197V198H142ZM154 197V198H153ZM26 198V199H27ZM85 198V199H84ZM91 198H93V201H91ZM95 198V199H94ZM110 198V199H109ZM119 198L121 199V200H123L122 202H121V200H119ZM126 198V199H125ZM128 198V199H127ZM129 198H131L132 199V201H131V199H130V203L128 204V201H129ZM134 198V199H133ZM259 198V199H258ZM256 200H255V202H254V204H249V206H247L248 204H239V206L241 207V209H240V207L237 205L236 206V210L238 209V210H240L241 212H243V213H241L240 211H238V213L240 214V220L242 221V224L243 223H245V224H243L247 229H248V231L250 232V235H251V233H253L252 235H251V237H254V238H252V241H251V237H250V241H249V243L247 242V241H245V240H243V241H237L236 239H235V241H237V244H236V242H234V239L232 240V233H233V231H230V230H236V228H234V226L232 225H230L231 224V221L230 220H232L233 219V217H232V215L230 214V213H228L229 215H226V216H223V217H221L220 219H221V224H223V228H225V229H223L222 227L220 228V226L218 227L217 226V228L215 229V230H213L214 231V233L212 232V236L213 237H211L210 238V240L212 241H214L215 239H217V240H215L216 242H214L213 244L214 245H216V244H218V245H216V246H220V248L222 249H224V251H228L229 252V254H230V256H228V253L227 252H224L223 251V249H222V261L223 262H228V260H229V264L231 263V264H242L243 263V261H242V259L244 258L245 259V256H249L250 258L249 259H252L251 258V255L255 258V259H258V258H260V259H258V260H261L262 259V256L264 255V254H262V253H264V230H263V228H264V197H258ZM29 199V198H28ZM31 199V198H30ZM110 200V205L108 204V202H109V200ZM152 199V200H151ZM163 199V200H162ZM84 200V201H83ZM104 200H105V202H104ZM137 200V201H136ZM149 200V201H148ZM153 200H154V202H153ZM157 200V201H156ZM259 200H261L260 202H258ZM91 203H90V202ZM100 201V202H99ZM124 201H126L125 203H124ZM162 201H163V203H162ZM26 202V203H25ZM104 202V203H103ZM141 202V203H140ZM142 202L145 204H142ZM261 202H263L262 204H261ZM4 203V202H3ZM96 203H98V204H100V205H98V204H96ZM112 203V204H111ZM119 203H121L120 205H118ZM124 203V204H123ZM139 203V204H138ZM148 203V204H147ZM150 203V204H149ZM255 203H256V205H258V206H256L255 207ZM259 203V204H258ZM105 204V205H104ZM126 204H128L129 206L131 205V206H133V207H127L128 205H126ZM134 204V205H133ZM138 204V205H137ZM141 204H142V206H141ZM261 204V205H260ZM90 205V206H91ZM97 205V206H96ZM107 205V206H106ZM117 205H118V207H117ZM135 205H137V207H135ZM146 205L148 206V207H146ZM262 205H263V207H262ZM103 206H105V207H103ZM125 206V207H124ZM140 206V207H139ZM157 206V207H156ZM107 207V208H106ZM108 207H109V209H108ZM116 209H115V208ZM122 207V208H121ZM140 208V211H142V213H143V215H142V213L141 212H139L137 209H139ZM252 207V208H251ZM255 207V208H254ZM257 207H258V209H257ZM101 208V210H103L102 212H101V210L99 211L98 209H100ZM104 208H105V210H104ZM119 208H121V209H119ZM124 208H127V209H124ZM131 210V208H132V210L130 211L129 209ZM134 208V209H133ZM135 208H137V209H135ZM143 208V209H142ZM243 208V209H242ZM245 208V209H244ZM259 208H262V209H259ZM114 209V210H113ZM118 209L120 210L119 212H118ZM123 209V210H122ZM151 211L152 213L149 215V211ZM151 209H153V210H151ZM255 211H254V210ZM106 210H107V213H105V216H102V215H104V212H106ZM112 210V211H111ZM116 210V211H115ZM126 210H128V211H130L129 213L131 214L130 215V218H129V216H127L126 217V215H129V213L128 212H126ZM143 210H145V211H147L146 213H145V211L143 212ZM234 210H235V208H234ZM235 210V211H236ZM243 210H245V211H243ZM260 210V211H259ZM97 211V212H96ZM99 211V212H98ZM121 211H123V212H126V213H123V212H121ZM246 211H247V214H246ZM116 212H118V214L116 213ZM133 212H135L134 213V215H133ZM136 212H138V213H136ZM170 212H173V209H172V211H170ZM253 212H254V214H253ZM257 212H260L259 214L257 213ZM116 213V214H115ZM123 213V214H122ZM145 213V214H144ZM245 213V214H244ZM98 214H99V216H98ZM110 215V218L111 219H109L108 217L109 216H107V215ZM137 214H138V216H137ZM159 214V215H160ZM244 214V215H243ZM249 214V215H248ZM253 214V215H252ZM90 215V214H89ZM97 217H96V216ZM119 215V216H118ZM124 215V216H123ZM136 215V217L137 218H135L134 216ZM160 215V216H161ZM247 215V216H246ZM95 218H94V217ZM107 216V218H105ZM122 216V217H121ZM229 216V217H228ZM192 217L194 218L195 217V219H197V217L196 216H193L192 215ZM227 218V221L229 222H226L225 220H226V218ZM58 218H60V216L58 217ZM115 218V219H114ZM119 218V219H118ZM132 218V219H131ZM151 218V217H150ZM223 218H225V219H223ZM241 218H243V219H241ZM107 219V220H106ZM109 219V220H108ZM118 219V220H117ZM140 219H144V221H145V224L143 223V221L141 222L140 221ZM147 219V220H146ZM164 219V220H163ZM209 219H211L212 220V223L214 224V220L212 219V218H208L207 219V221H209ZM239 219V218H238ZM250 219V220H249ZM104 220V221H103ZM111 220H114L113 222H114V224H113V222L111 221ZM138 220V221H137ZM170 220V221H169ZM172 220V221H171ZM210 220V221H211ZM223 220V221H222ZM109 221V222H108ZM119 221V222H118ZM225 221V222H224ZM256 221V222H255ZM2 222H4L5 223V221H3V219L2 218H0V224L2 223ZM103 222V223H102ZM107 224H106V223ZM131 222V223H130ZM4 223H2V225H1V227H3V224ZM95 223V224H94ZM97 223V224H96ZM109 223H110V225H111V227H113L114 229H118L117 231L118 232H116V230H114V231H110V232H108V235H110L109 237H106L105 236V233H106V230L109 228L110 229V226H109ZM116 223V224H115ZM130 223V224H129ZM136 223H140V224H136ZM168 223V224H167ZM173 223V224H172ZM211 223V224H212ZM225 223V224H224ZM64 224L65 223H61V225L62 226H64ZM142 224H144L145 226H146V228L145 227H143L144 225H142ZM147 224V225H146ZM167 226H166V225ZM196 225L198 224V223H195ZM194 224V225H195ZM211 224H208V226L209 227H211L212 225ZM4 225H6V223L4 224ZM142 225V226H141ZM159 225H160V227H161V229H160V227H159ZM162 225H163V227H162ZM199 225V224H198ZM197 225V226H198ZM227 225H228V227H229V229L227 228ZM98 226V227H97ZM137 226H141L142 228H145V229H142V228H138ZM116 227V228H115ZM137 227V228H136ZM160 229L161 231H158L157 229ZM233 227V228H232ZM152 228H154V229H152ZM138 229V230H137ZM142 229V230H141ZM147 229V230H146ZM148 229H150V230H148ZM169 227H167V233H171L172 234V232H173V234H172V236H174V237H177V235L176 234H178L175 230V227H174V229H173V227L170 229V231H169ZM258 229V230H257ZM143 230H146V231H143ZM156 230V231H155ZM173 230V231H172ZM218 230L219 231H221V233L220 232H218ZM262 230V231H261ZM48 231L49 232H47V233H45L43 236H40V237H38L37 239H38V241H37V239L36 240H34V241H36V242H33V243H31V247L29 248V251H28V254L26 255V256H30V259H29V257H28V259L27 260H31V255L32 254H34V253H36V251H35V248H36V250H37V252L38 251H40V247H41V245H43V248H41L44 252L46 251L45 250V248H46V246H48L50 243H51V233H52V231H51V228H49L48 229ZM139 231L141 232L140 234H139ZM147 231H149L148 233H147ZM154 232V236L155 237H153V235H150L149 233H151V234H153L152 232ZM157 231H158V234H156L157 233ZM164 231V232H165ZM172 231V232H171ZM175 231V232H174ZM223 231V232H222ZM225 231V232H224ZM227 231V232H226ZM252 231V232H251ZM256 231V232H255ZM51 232V233H50ZM55 231H53V233H54ZM142 232H144V234H148L147 236L148 237H150V238H148V237H145L146 235H144ZM156 232V233H155ZM163 232V234L161 233V235H160V239H162L161 237H165V236H167V234H165ZM232 232V233H231ZM52 233V234H53ZM71 233H73V234H71ZM112 233H114V234H112ZM117 233V234H116ZM217 235H216V234ZM228 233V235H229V233L231 234V239H228V238H230L228 235H226ZM258 233V234H257ZM116 234V236H114V237H112L113 235H115ZM143 234V235H142ZM171 234H169V235H171ZM214 234V235H213ZM222 234V235H226L225 237H222V235H221V237H220V235ZM55 235H56V237H58V235L56 234V232H55ZM54 235V236H55ZM119 235H121V234H119ZM140 237H139V236ZM158 237H157V236ZM258 237H257V236ZM261 235V236H260ZM46 236V237H45ZM48 236H50L49 238H48ZM138 236V237H137ZM141 236H142V238H141ZM143 236H144V238L145 239H143ZM179 236V235H178ZM217 236V237H216ZM233 236H234V233H233ZM86 237V236H85ZM117 237H120V239H118ZM157 237V238H156ZM216 237V238H215ZM218 237H220L221 239L219 240V238ZM228 237V238H227ZM235 237V236H234ZM40 238V239H39ZM42 238V239H41ZM43 238H46V239H43ZM51 239L50 240V242H49V240L48 239ZM117 238V239H116ZM122 238V239H121ZM153 238H156V239H153ZM213 238V239H212ZM215 238V239H214ZM223 238V239H222ZM260 238H262V239H260ZM30 239H33V237L32 238H30ZM73 239V240H74ZM79 239H81V240H79ZM117 240V242H116V240ZM138 239H140V240H138ZM153 239V240H152ZM224 239H226L227 241L228 240H230V241H225ZM258 239V240H257ZM259 239H260V241L261 242H258L259 241ZM41 240H45V242L43 243H40V241ZM78 240V241H77ZM83 240H84V242H83ZM149 240H147V242L149 241ZM163 240V239H162ZM225 241V242H227V243H229L230 242V244H231V246H228V245H230V244H227V243H225V242H222V241ZM253 240L256 242H254L253 244L254 245H256V247H253V244H252V242H253ZM257 240V241H256ZM212 241V242H213ZM231 241H233V242H231ZM245 241V242H244ZM141 242V243H142ZM146 242V243H147ZM222 242V243H221ZM244 242V243H243ZM260 243L259 244V246L257 245L258 243ZM37 243H39V244H37ZM216 243V244H215ZM221 243V244H220ZM224 243V245L225 244H227V246H228V249H226L227 248V246L225 245V247L222 245ZM232 243H233V245H232ZM240 243V244H239ZM252 245H251V244ZM37 244V245H36ZM48 244V245H47ZM109 246H107V245ZM163 245H164V248H166V250H167V252H166V250L164 249V252H166V253H163L162 254V256H161V260L159 261L158 260V258L156 259V257H157V255L160 253L161 254V252H157V254H155V257H154V255L152 256L151 255V257H154V259H152L151 257H150V255H146V256H143V259H141L142 260V262L144 263V264H149L148 262V260H150V264H167V263H165L166 261H169L168 259H170V261H171V263L172 264H180V263H175V262H177L178 261V259L179 260H181V258H182V256H181V258L179 257L181 254H179L180 252H186V251H188V249H190V245H187L186 247L185 246H182V247H180V246H176V248H178V249H176V248H174V249H176V250H178V251H171L172 249H170V247H169V249L167 248L168 247V245H166L165 244V242L164 243H162ZM220 244V245H219ZM241 244H245L246 246L245 247H247V249L244 247V245H241ZM34 245V246H33ZM167 247H166V246ZM237 245V248H235V246ZM240 245V248H242L241 249V251L243 250V251H245V250H248V251H251V250H253L252 251V253L251 252H249V253H246V252H248V251H246V252H241V251H239V249H238V246ZM63 246H65V245H63ZM107 246V247H106ZM33 247H34V249H33ZM38 247H39V250H38ZM86 247V248H85ZM184 247V248H183ZM187 247H189L188 249H187ZM229 247H233L232 248V250H231V248L229 249ZM243 247H244V249H243ZM250 247V249H248ZM252 247V248H251ZM35 251H32V249ZM67 249V250H69L68 248H67V246L66 247H64V249ZM103 248L105 249V250H103ZM180 248H181V250H180ZM192 248V247H191ZM234 248H235V250H234ZM253 248H255V249H253ZM258 248V249H257ZM261 248H262V250H263V252L261 253ZM183 249H184V251H183ZM187 249V250H186ZM226 249V250H225ZM238 249V250H237ZM168 250L171 252H169V255H165V254H167L168 253ZM186 250V251H185ZM192 250H194V248H192ZM230 250V251H229ZM258 250V253L260 254V255H258V253L256 252V251ZM105 253H104V252ZM106 251H109V252H106ZM235 252V251H237L238 253L240 252V254L242 255H240V254H238L237 252L236 253H233V252ZM32 252V253H31ZM91 252V251H90ZM172 252L173 253H175V259L177 260H175V259H172V257L174 256V254H172ZM176 252H179V253H176ZM232 252V253H231ZM257 253V254H256ZM29 254H31V255H29ZM105 254V255H104ZM179 254V255H178ZM225 254V255H224ZM226 254H227V256H226ZM231 254L233 255V256H231ZM234 254L235 255H237V256H234ZM247 254V255H246ZM95 255V257H93ZM97 255V256H96ZM99 255H100V257H99ZM104 255V256H103ZM245 255V256H244ZM262 255V256H261ZM158 256H160V255H158ZM167 256V257H166ZM170 256H172V257H170ZM179 258H178V257ZM239 256V257H238ZM261 256V257H260ZM149 257L152 259H149ZM165 257L166 258H168V257H170V258H168L166 261L164 260L163 261V259H165ZM224 257H226V258H224ZM227 257H230V258H232V261H231V259L230 258H227ZM239 258V260H240V257H242L241 258V262L240 261H238V260H236V259H238ZM33 258H35V257H33ZM224 258V259H223ZM247 259H248V257H246ZM253 258V259H254ZM243 259V260H244ZM98 260V259H97ZM103 260V259H102ZM148 262H147V261ZM152 261H154L153 263H152ZM155 261H156V263H155ZM169 261V262H170ZM175 261V262H174ZM203 262H202V264L203 263H205L204 262V260H202ZM146 262V263H145ZM163 262V263H162ZM168 262V264H170ZM179 262V261H178ZM181 262V264H183L182 263V261H180ZM96 264V263H95Z\"/></svg>", "mask_w": 264, "mask_h": 264}, {"label": "bare ground", "instance_id": "bare-ground-1", "mask_svg": "<svg viewBox=\"0 0 264 264\" xmlns=\"http://www.w3.org/2000/svg\"><path fill=\"white\" fill-rule=\"evenodd\" d=\"M1 1H3V0H1ZM5 1V0H4ZM15 1V0H14ZM29 1V0H28ZM34 1V4H35V2L36 3H38L39 1H41V0H33ZM57 1V0H56ZM89 1V0H88ZM154 1V0H153ZM6 2H8L7 0H6ZM6 2H4V4L6 3ZM11 2H12V0H11ZM17 2V1H16ZM43 2L44 1H42L41 3L43 4ZM48 2H49V0H48ZM47 2V3H48ZM60 3L62 2L61 0L59 1ZM155 2V1H154ZM154 2L152 3V0H132V4L130 3V5H126V6H124L125 8L123 9V11H125L123 14L121 13V15H120V17H128V16H130L131 14H132V12H137V9H138V6H150L151 4H153L154 5ZM2 3V2H1ZM0 3V4H1ZM15 3V2H14ZM25 3H26V1H25ZM30 3V2H29ZM40 3V4H41ZM44 3H46V1L44 2ZM4 4L2 3V5L4 6ZM7 4V3H6ZM8 4H10V3H8ZM18 3H16V5H17ZM22 4H24V2L22 3ZM27 4V3H26ZM50 4V3H49ZM58 4V3H57ZM68 4V3H67ZM1 5V6H2ZM38 5H39V3H38ZM56 5V4H55ZM58 5H60V4H58ZM61 5H63V6H65L64 4H62L61 3ZM60 5V6H61ZM78 5V4H77ZM100 5H101V1H100ZM2 6V7H3ZM68 6V5H67ZM1 7V8H2ZM6 7H7V5H6ZM13 7V6H12ZM11 7V9H13ZM36 8H37V6H35ZM50 7V6H49ZM58 7V6H57ZM78 7V6H77ZM97 7H98V5H97ZM103 7V6H102ZM107 7V6H106ZM137 7V8H136ZM145 7V8H146ZM9 8H10V6H9ZM21 8V7H20ZM47 8V7H46ZM56 8V7H55ZM136 9V10H134V11H131V10H133V9ZM150 8H152L151 6H150ZM7 9H8V7H7ZM30 9V8H29ZM50 9V8H49ZM49 9H48V12H49ZM74 9H76V8H74ZM79 9V8H78ZM149 9V8H148ZM2 10V9H1ZM5 10V9H4ZM18 10V9H17ZM27 10V9H26ZM34 10V9H33ZM69 11H70V9H68ZM71 10H73V8L71 9ZM100 10V9H99ZM111 10V9H110ZM152 10V9H151ZM8 11V10H7ZM29 11V10H28ZM40 11V10H39ZM43 11H45V10H43ZM47 11V10H46ZM62 11V10H61ZM92 11V10H91ZM90 11V12H91ZM104 11H107L106 9H105V6H104V10H103V12ZM112 11V10H111ZM117 11H119V10H117ZM139 11V10H138ZM9 12V11H8ZM20 12V11H19ZM41 12V11H40ZM47 12V13H48ZM59 12H60V9H59ZM89 12V13H90ZM103 12H98L97 13V15L99 14V15H101V16H104L105 18H107L106 16L109 14V12H107L106 14L105 13H103ZM154 12V11H153ZM2 13V12H1ZM0 13V14H1ZM23 13H24V10H23ZM23 13H21V15L23 14ZM52 13V12H51ZM65 13H67V11L65 12ZM73 13H75L74 12V10H73ZM78 13V12H77ZM82 13H83V11H82ZM88 13V12H87ZM94 13H96V12H91V17H90V15H89V17L90 18H92V16H94ZM114 13V12H113ZM3 14H4V12H3ZM3 14H1V16H3ZM16 14H18V13H16ZM25 14V13H24ZM27 14V13H26ZM29 14V13H28ZM63 14H64V11H63ZM81 14V13H80ZM80 14H79V16H80ZM184 13H182V15H183ZM21 15L17 18V20L21 17ZM46 15H48V14H46ZM69 15V14H68ZM77 15V14H76ZM76 15H74V16H76ZM118 15V14H117ZM4 16H5V14H4ZM3 16V17H4ZM38 16V15H37ZM50 16H53V15H50ZM73 16V15H72ZM88 16V15H87ZM114 14H113V16H112V14H111V18H109V19H112V20H114V22L113 21H111V22H113L114 23V27L111 29L112 31L114 30V31H116L117 29H119V27H120V25H124V24H122V20H125L124 18H122V19H120L118 16H117V18L116 19H114ZM186 16V15H185ZM9 17H11V16H9ZM23 17V16H22ZM21 17V18H22ZM25 17V16H24ZM23 17V19H25ZM34 17V16H33ZM46 17V16H45ZM60 17V16H59ZM64 18L66 17L65 15L63 16ZM70 17L71 16H69V20H70ZM88 17V18H89ZM176 17V16H175ZM183 17V16H182ZM5 19H7L6 17H4ZM4 18L2 19L1 17H0V143L1 144H3V146H1L0 147V193H1V195H0V218H2L3 219V221H5V223H6V225H4L5 223L4 222H2V223H4L3 224V227H1V225H2V223L0 224V264H144L143 262H142V260L141 259H143V256H148V255H150V257H151V255L153 256L154 255V257H155V254H157V252H161V254L159 253L158 255H160V256H158L157 255V257H156V259L158 258V260L161 258V256H162V254L163 253H166L167 252V250H166V248H164V245L162 244V243H164L165 242V244L166 245H168V249H169V247H170V249H172L171 251H175L176 249H178V248H176V246L178 247V246H180V247H182V246H187V245H190V249H188L189 247H187V249H188V251H186V252H176V253H179V254H181L179 257L181 258V256H182V258H181V260H179L178 259V261L175 259L176 257H175V253H173L172 252V254H174V256L172 257V256H170V257H172V259H175L177 262H175V263H180L181 264V262L180 261H182V263L183 264H202V260H204V262L205 263H203V264H229V260H228V262H223L225 259L224 258H226V257H224L223 259V261H222V249L220 248V244L222 243V242H225V241H227L226 239H224L219 245L220 246H216V245H218V244H216V245H214L213 243L214 242H216L215 240H217V239H215L213 242L210 240V238L211 237H213L211 234H212V232L214 233V231L213 230H215L216 228H217V226L219 227L220 226V228L222 227H224L223 226V224H221L222 222H221V217H223V216H226V215H229L228 213H230L231 215H232V217H233V219L232 220H230L231 221V226L233 225L234 226V228H236V230L234 229V230H230V231H233V233H234V236H233V233H232V237H231V234L229 233V235H228V233L226 234V235H228L230 238H228V239H231L232 238V240L234 239V242H236V244H237V241H243V240H245V241H247L248 243H249V241H250V237H251V235L253 234V233H251V235H250V232L248 231V229L243 225V224H245V223H243L242 224V221L240 220V214L238 213V211H240V210H236V206L238 205L239 206V204H248L247 206H249V204H254V202H255V200L260 196V197H264V150L263 151H261L260 150V152H259V150L258 151H256L255 149L252 151V149L254 148H250V145L249 144H243L241 141H244V140H242V139H245L246 140V137H247V141H248V138L251 140V142L253 143V139L255 140V139H257L258 137L259 138H261L262 139V136L260 137V135H259V133H260V131H261V133H262V130H260V129H258L256 126V122L260 119L259 117L257 118L256 117V115H255V118H250V117H252V116H254L253 114H251L250 116H249V114H250V112L252 111V110H250V112L245 108L244 110L245 111H243V114L246 112V110L249 112V114H248V112H247V115H246V117L247 116H249V117H245V114L242 116V114H240L242 117H245L244 119H245V121L246 122H244V123H246L248 126H246L247 128V132H245V130H244V132H245V134H244V132H243V134L244 135H241L240 133H241V131H240V128H239V131L238 132H240L239 134L236 132V130L234 129V128H237V127H234V128H232V130H235V132L234 131H231V132H234L235 133V135H234V133H232L233 134V136H231V135H229L228 134V125H224V122H226V121H224L223 122V125L222 126H220V125H217L216 124V122L214 123V121H216L215 119H213V121L212 122H209L208 121V119H206V113L208 112V110L210 109V108H212L211 107V105H213V103H212V101H211V105L209 104L210 103V101H209V103H208V101H207V103L210 105L209 107L210 108H207V109H202V112H201V108L199 107L200 106V102H202V101H200V100H202V99H195L194 101L192 100V98H191V100L193 101H190L191 103H186V101L185 102H182V103H180L179 104V101H176V102H178L177 104H176V106L177 107H179L178 105H180V106H183V108H182V110H183V112H180L179 114H178V110L176 109V108H172L171 109V111L170 112H172V113H170V115H169V117L167 116L168 115V113H169V110H168V112L167 113H164L163 111L161 112V111H159L160 110V106H159V110H154L155 108L154 107H152V108H154V109H151L150 107H148L149 108V110L147 111V114H149V116L148 115H145V118H143V119H145V122L143 121V123L142 124H140L139 125V123H138V127L135 125L136 124V122H134L135 124V126L137 127V128H135L134 127V131H133V136H132V141H131V145L133 146H131L132 148H134L136 151H132V150H130L129 148V146H125L126 147V153H127V151H128V149H129V153L127 154L128 156H127V158H126V161H127V163L131 166H128L129 168H127V169H129V172H139V170L140 169H138L137 168V166H135L134 164L135 163H140L139 164V166H141L142 164H144L145 165V163H148L150 166H148V168H150V169H153V172L155 173L152 177H153V181H163L162 182V186L166 189V192L167 193H169V194H171L172 196L167 200V202H166V204H168L169 206H166V208H164V207H159L160 206V204H159V206L157 207L158 208V211H157V214L155 213V215L153 216H151L150 214L152 213L151 211H149L148 209V211L150 212L149 213V215H150V217H148L147 215L145 216V217H147V224L149 223V226H150V224H156L157 223V225H158V223H159V221H161L160 219H162V216H163V214L161 215L160 213H167V215H165L163 218L165 219H167V222H168V219H173V221H174V226H171L170 227V224H168L169 226H167L166 224V226L167 227H169L170 229L173 227V229H174V227H175V231L178 233V234H176L177 235V237H174V236H172V234H173V230L171 231L172 232V234L171 233H167L166 231H167V227H164L165 229H164V231H162L161 233L163 234V232L165 233V234H167V236H165V237H161L162 239H160V235H161V233H159L160 235H156L159 239H157V240H154V241H152V242H150V240L149 239H147L146 238V242H147V240H149L147 243L145 242V244L142 242H140V243H137L136 242V240H135V236H136V234L137 233H135L134 231H136V229H134L133 227H131L130 225H128V222L126 221V218H120V225L118 226L119 228V233H118V236H121V237H123V239L127 242V244H129V246L131 247V246H133L132 244L133 243H135L136 244V246H135V249H133V247H131L129 250L131 251V255H130V258L126 261V262H124V259H125V257L123 256V255H121V254H118V253H115V252H110V258H108V254H107V257H105L104 255V258H96V260H88V256L89 255H91V253H92V251L93 250H91V248H90V250H86V249H84L83 247H84V243L82 244L81 243V241H78V242H75V240L77 239V238H81V237H77V235H78V233L79 232H82V237H83V233H84V235L86 236H84V239L86 238L87 239V246H88V248L89 247H99V246H102V244H104L105 243V241L101 238V236H100V234H96V232L94 231V228H93V223H92V220H91V215H93V214H91V213H93V211L92 210H94L93 208H95L94 206H92L91 204V206L89 205V203H87L86 201L88 200V198L85 200V202H81L80 200L81 199H79L78 200V198H80V197H78V195H77V197H76V193H78L77 192V188H76V185L73 183V182H71V180L72 179H70L71 178V174L69 175L65 170H63L62 168L60 169L59 167H58V165L56 164V158H55V141L56 140H54L53 138H54V136H53V133H54V131L56 132V130H54L53 132H52V130H53V128H52V126H53V123L51 124V122H50V124H51V126H50V124L48 123L49 121L48 120H50V119H48L47 120V116H48V114L46 113H41V111H43V110H41L40 108H44V111L43 112H45V102H46V100H45V97L46 96H48V94H47V92H48V90L50 89L49 88V84L48 83H50V82H45L43 79H42V76L41 75H39V74H37V72H36V74L37 75H35V77L34 78H32L33 77V75L31 74H28L29 76H28V78L26 77L25 78V76H27V75H25V74H27V72H29L30 70H28V67H27V72H26V70H24V73H23V70L21 69V67H22V65L20 66V64L19 63H21V61H20V59H19V63H18V60H17V62H15L16 61V59H15V57H14V55H13V53H12V48H11V44H13V42H12V40H11V35L13 34V32H12V34L10 35L9 34V32H10V30H12V29H10L9 31H7L6 30V27H4L3 26V21L2 20H4ZM39 18V17H38ZM41 18H42V16H41ZM76 19H77V16L75 17ZM84 18H85V16H84ZM83 18V15H82V20L84 19ZM94 18V17H93ZM96 18V17H95ZM142 18V17H141ZM185 18H188L187 16L185 17ZM184 18V19H185ZM13 19V18H12ZM34 19H36V18H34ZM72 19V18H71ZM101 19V18H100ZM33 20V19H32ZM60 20V19H59ZM63 20V19H62ZM66 20V19H65ZM116 20V21H115ZM131 20V19H130ZM14 21V20H13ZM24 21V20H23ZM27 21H28V18H27ZM29 21H30V19H29ZM28 21V22H29ZM56 21V20H55ZM93 21V20H92ZM96 21V20H95ZM110 21V20H109ZM181 21V20H180ZM184 21V20H183ZM182 21V22H183ZM25 22V21H24ZM40 22H41V19H40ZM86 22V21H85ZM90 22H91V19H90V21H89V24H90ZM97 22V21H96ZM127 22V21H126ZM3 23V24H2ZM20 23V22H19ZM35 22L33 21V23L32 24H34ZM78 23V22H77ZM77 23H75V24H77ZM192 23V22H191ZM263 24V22H258V23H256L255 24V26L257 27V28H259L260 30H264L263 28V26L264 25H262ZM6 24H8V20H7V23H5V25ZM14 23H12V25H13ZM21 24V23H20ZM23 24V23H22ZM31 24V23H30ZM39 24V23H38ZM37 24V25H38ZM54 24V23H53ZM92 24H94V23H92ZM101 24V23H100ZM126 24V23H125ZM130 24V23H129ZM128 24V25H129ZM199 24V23H198ZM10 24H8L7 25V27L9 26ZM24 25V24H23ZM22 25V26H23ZM26 25V24H25ZM28 25H29V23H28ZM81 25H82V23H81ZM86 25V24H85ZM91 25V24H90ZM95 25V24H94ZM141 25V24H140ZM16 26H18V23H17V25ZM21 26V25H20ZM76 26H79L80 27V22H79V24H77ZM97 26V25H96ZM102 26V25H101ZM104 26H106V25H104ZM169 26V25H168ZM181 26V25H180ZM179 26V27H180ZM26 27H28V26H26ZM32 26H29V28H31ZM63 27V26H62ZM67 27V26H66ZM79 27H76L77 29H79ZM82 28H83V26H81ZM90 27V26H89ZM124 27H125V25H124ZM127 27V26H126ZM142 27H143V25H142ZM166 27V26H165ZM18 28H19V26H18ZM33 28V27H32ZM31 28V29H32ZM75 28V27H74ZM81 28V29H82ZM92 28V27H91ZM94 28V27H93ZM96 28H98V27H96ZM128 28V27H127ZM140 28V27H139ZM161 28V27H160ZM187 28V27H186ZM7 29H9V28H7ZM37 29V28H36ZM65 29V28H64ZM68 29V28H67ZM71 29V28H70ZM84 29V28H83ZM95 29V28H94ZM93 29V30H94ZM134 29H135V27H134ZM133 29V30H134ZM170 29H173V27H171V28H169L167 31H165L166 33H167V35L168 34H170L171 32L173 33V31L172 30H170ZM18 30V29H17ZM16 30V31H17ZM27 30H29L28 28H27ZM33 30V29H32ZM40 30V29H39ZM52 30V29H51ZM92 30V29H91ZM97 30V29H96ZM100 30V29H99ZM104 30V29H103ZM124 30V29H123ZM132 30V31H133ZM180 30V29H179ZM200 30V29H199ZM21 31V30H20ZM30 32H31V30H29ZM29 31H27V32H29ZM45 31V30H44ZM62 31V30H61ZM79 31V30H78ZM86 31H87V29H86ZM105 31V30H104ZM103 31V32H104ZM127 31V30H126ZM135 32H136V30H134ZM133 31V32H134ZM137 31H138V29H137ZM171 31V32H170ZM201 31V30H200ZM21 32H23V31H21ZM29 32V33H30ZM33 32V31H32ZM80 32V31H79ZM102 32V31H101ZM121 32V31H120ZM135 32H134V35H135ZM139 33H141L140 31H138ZM138 32H136V35H137V33ZM170 32V33H169ZM24 33V32H23ZM28 33V34H29ZM36 32H33L31 35H32V37H33V35L35 34ZM43 33V32H42ZM76 33V35L77 34H79L78 32H75ZM98 33V32H97ZM108 33V32H107ZM124 33V32H123ZM129 33H130V31H129ZM142 33H144V32H142ZM183 33H185V32H183ZM197 33V32H196ZM25 34H26V28H25ZM27 34V35H28ZM39 34H40V31H39ZM47 34H49V33H47ZM67 34H69V33H67ZM80 34H81V32H80ZM89 34V33H88ZM109 34V33H108ZM150 34V33H149ZM163 34H165V33H163ZM200 34V33H199ZM261 34V33H260ZM19 35V34H18ZM51 35H52V33H51ZM50 35V36H51ZM65 35V34H64ZM74 35V34H73ZM87 35V34H86ZM101 35V34H100ZM106 35V34H105ZM119 35V34H118ZM132 35V34H131ZM131 35H129V36H131ZM171 35V34H170ZM183 35V34H182ZM195 35H197V34H195ZM194 35V36H195ZM12 36H14V35H12ZM36 36H37V38H38V35L36 34ZM40 36V35H39ZM69 36V35H68ZM75 36V35H74ZM98 36V35H97ZM121 36V35H120ZM127 36H128V34H127ZM140 36V35H139ZM138 36V37H139ZM201 36V35H200ZM199 36V37H200ZM263 36H264V33H263ZM31 37V38H32ZM44 37V36H43ZM90 37V36H89ZM107 37V36H106ZM132 37H134V36H132ZM137 36H135V38H136ZM137 37V38H138ZM143 37V36H142ZM141 37V38H142ZM144 37H146V36H144ZM143 37V38H144ZM177 37V36H176ZM175 37V38H176ZM179 37H180V35H179ZM184 37V36H183ZM192 37H193V35H192ZM36 38V39H37ZM70 38V37H69ZM91 38V37H90ZM94 38V37H93ZM103 38V37H102ZM108 38H110V36L108 37ZM137 38H136V41H137ZM148 38V37H147ZM146 38V39H147ZM172 38V37H171ZM32 39H34V37L32 38ZM74 39V38H73ZM76 39V38H75ZM116 39V38H115ZM121 39V38H120ZM145 39V38H144ZM19 40V39H18ZM31 40V39H30ZM37 40H39V38L37 39ZM47 40V39H46ZM90 40V39H89ZM97 40V39H96ZM98 40H99V38H98ZM123 40V39H122ZM121 40V41H122ZM143 40V39H142ZM148 40V39H147ZM146 40V41H147ZM171 40V39H170ZM181 40H182V38H181ZM200 40V39H199ZM25 41V40H24ZM24 41H23V43H24ZM32 41V43L33 42H35V39H34V41L33 40H31ZM40 41H42L41 39H40ZM43 41H45V40H43ZM94 41V40H93ZM116 41H118V39H116ZM125 41V40H124ZM124 41H122L123 43H124ZM138 41H140V37H139V40ZM159 41H161V39L159 40ZM167 41V40H166ZM186 41V40H185ZM47 42V41H46ZM90 42V41H89ZM141 42V41H140ZM144 42V41H143ZM163 42V41H162ZM14 43H16V42H14ZM27 43V42H26ZM36 43V42H35ZM34 43V44H35ZM39 43V42H38ZM42 43V42H41ZM45 43V42H44ZM88 43V42H87ZM86 43V44H87ZM127 43V42H126ZM125 43V44H126ZM137 44L139 43V42H136ZM193 43V42H192ZM27 44H29V43H27ZM34 44H32V46L34 47ZM48 44V43H47ZM125 44H123V45H125ZM132 44V46L134 47V44H135V39L133 40V43H131ZM142 44V43H141ZM140 44V45H141ZM165 44V43H164ZM169 44H171V43H169ZM168 43H167V46L169 45ZM173 44V43H172ZM49 45V44H48ZM51 45V44H50ZM53 45H54V43H53ZM56 45H57V42H56ZM55 45V46H56ZM59 45V46H58ZM58 47H56V51H54L55 50V48H53L54 50V52H56V53H54V55L56 56V59H54L53 61L51 60V61H49V59H47V60H44V61H41L42 59L41 58H43V54H44V56H45V53H42V57L40 58V63H41V67H43V68H47L48 70V72H50L51 74H53L56 78H62L63 77V74L64 73H67L68 71H69V67L72 65H74V63L72 64V62H74V60H73V58L75 59V57H76V55L74 54V53H76L78 50H69V48H68V50H69V52H68V50H66V49H63V46H60V44H59V42H58ZM64 45V44H63ZM127 45V44H126ZM128 45H130V44H128ZM32 46H29V45H27V47H30V49H31V47ZM38 45L36 44V46L35 47H37ZM117 46V45H116ZM131 46V45H130ZM130 46H128V47H130ZM143 46V45H142ZM163 46H166V45H163ZM175 46V45H174ZM182 46H184V45H182ZM187 46V45H186ZM189 46V45H188ZM202 46V45H201ZM24 47H25V45H24ZM39 47V46H38ZM41 47V46H40ZM45 47H46V45H45ZM162 47V46H161ZM192 47V46H191ZM43 48V47H42ZM76 48V47H75ZM135 48V47H134ZM174 48V47H173ZM189 48V47H188ZM205 48V47H204ZM46 49H47V47L45 48V52H46ZM50 49V48H49ZM71 49V48H70ZM185 49H187V48H185ZM118 50H119V48H118ZM127 50H128V48H127ZM166 50V49H165ZM199 50V49H198ZM17 51V50H16ZM41 51V50H40ZM51 51V50H50ZM76 51V52H75ZM141 51V50H140ZM167 51V50H166ZM169 51H171V50H169ZM174 51V50H173ZM185 51V50H184ZM196 51H197V49H196ZM26 52H29V51H26ZM131 53V52H130ZM135 53V52H134ZM171 53V52H170ZM192 53V52H191ZM195 53V52H194ZM197 53V52H196ZM32 54V53H31ZM38 54V53H37ZM49 54V53H48ZM77 54V53H76ZM175 54V53H174ZM174 54H172L171 53V55L173 56ZM39 55V54H38ZM128 55V54H127ZM164 55V54H163ZM169 55V54H168ZM183 55V54H182ZM189 55V54H188ZM138 56H140V55H138ZM33 57V56H32ZM35 57V56H34ZM120 57V56H119ZM127 57H129V55L127 56ZM171 57V56H170ZM175 57V56H174ZM177 57V56H176ZM181 57V56H180ZM141 58V57H140ZM188 58V57H187ZM199 58V57H198ZM230 58V57H229ZM128 59V58H127ZM145 59V58H144ZM176 59V58H175ZM37 60H39V59H37ZM132 60V59H131ZM131 60H128V61H130V63L132 64V61ZM140 60V59H139ZM172 60V59H171ZM190 60V59H189ZM102 61V60H101ZM173 61V60H172ZM24 62V61H23ZM135 62V61H134ZM133 62V63H134ZM139 63H140V61H138ZM177 62V61H176ZM189 62V61H188ZM191 62V61H190ZM196 62H198V59H197V61ZM40 63H39V67H40ZM125 63V62H124ZM142 63V62H141ZM187 63V62H186ZM195 63V62H194ZM19 64V65H18ZM38 64V63H37ZM103 64H105V63H103ZM168 64H170V63H168ZM197 64V63H196ZM26 65V64H25ZM105 65H107V64H105ZM127 65V64H126ZM133 65H135V63L133 64ZM139 65H141V64H139ZM108 66V65H107ZM130 66V65H129ZM128 66V67H129ZM142 66H143V64H142ZM24 67V66H23ZM39 67H37L38 69H39ZM40 67V68H41ZM74 67V66H73ZM73 67H71V68H73ZM168 67H169V65H168ZM174 67V66H173ZM186 67V66H185ZM188 67V66H187ZM113 68V67H112ZM125 68V67H124ZM134 68V67H133ZM136 68H138V67H136ZM135 68V69H136ZM178 68V67H177ZM24 69V68H23ZM139 69H140V67H139ZM112 70V69H111ZM127 70H128V68H127ZM131 70V69H130ZM138 70V69H137ZM174 70V69H173ZM206 70V69H205ZM204 70V71H205ZM44 71V70H43ZM67 71V72H66ZM114 71V70H113ZM132 71V70H131ZM158 71H159V69H158ZM171 71V70H170ZM192 71V70H191ZM203 71V70H202ZM201 71V72H202ZM26 72V73H25ZM109 72H110V69H109ZM134 72V71H133ZM137 72V71H136ZM140 72V71H139ZM163 72H164V70H163ZM180 72V71H179ZM30 73V72H29ZM35 73V72H34ZM124 73V72H123ZM132 73V72H131ZM138 73V72H137ZM176 73V72H175ZM111 74H112V72H111ZM125 74V73H124ZM134 74V73H133ZM142 74V73H141ZM163 74V73H162ZM25 75V76H24ZM115 75V74H114ZM132 75V74H131ZM136 75V73L134 74V76ZM138 75H139V73H138ZM173 75V74H172ZM184 75V74H183ZM190 75V74H189ZM85 76V75H84ZM127 76H128V74H127ZM146 76V75H145ZM158 76V75H157ZM164 76V75H163ZM175 76V75H174ZM176 76H178V75H176ZM180 76V75H179ZM192 76V75H191ZM50 77V76H49ZM107 77H109V76H107ZM125 77V76H124ZM129 77V79H130V76H128ZM137 75H136V77L134 78L133 77V79L131 80H129V82H127L128 83V85L126 84V83H122L123 85L125 84V87L124 88H126V90H128L127 91V93H128V95L126 94L125 96L126 97H124L125 98V100H124V98H122L123 100H119L120 98L119 97H121V96H117V95H115V92L117 91H115V89L116 88H110V87H106L105 89H104V91H103V95L104 96H106V97H110L111 98V104H109L108 106H109V108H108V110H106L107 112H105L104 114H102V117H104L103 119H106V120H102V122L104 121V122H106L105 124H104V122H103V124H104V126L102 127V128H104V138H105V140H107L108 142H110V141H114V138L113 137H115V136H112V134L108 131V128L110 127V125L112 126V127H114V126H116V124H119V120H120V118H122V119H124V121L126 122V123H123L122 122V124L123 125H131L130 124V122H131V120H133L134 121V119H137V118H135V114L137 113V111L139 110L138 109V105H139V102L141 103V101H138V98H139V96H140V84H139V81H138V79H137ZM141 77H142V75H141ZM187 77V76H186ZM64 78V77H63ZM80 78V77H79ZM119 78V77H118ZM123 78V77H122ZM162 78V77H161ZM176 78H178V77H176ZM198 78V77H197ZM49 79V78H48ZM48 79H46V80H48ZM51 79V78H50ZM49 79V80H50ZM52 79H54V78H52ZM82 79V78H81ZM110 79V78H109ZM125 79V78H124ZM143 79V78H142ZM167 79V78H166ZM174 79H175V77H174ZM181 79V78H180ZM200 79V78H199ZM54 80H56V79H54ZM53 80V81H54ZM64 80V79H63ZM127 80V79H126ZM183 80V79H182ZM186 80V79H185ZM190 80V79H189ZM52 81V80H51ZM57 81V80H56ZM55 81V82H56ZM109 81V80H108ZM144 81V80H143ZM63 82V81H62ZM82 82H83V80H82ZM82 82H80V83H82ZM111 82V81H110ZM109 82V84H112V83H110ZM120 79L119 80H117V83L119 84V85H121L120 84ZM142 82V81H141ZM151 82L153 83H156L157 85H158V87L161 89V90H163L164 92L166 91L165 90V87L164 86H162L161 84H162V80H155L154 79V77L151 79ZM165 82V81H164ZM173 82V81H172ZM185 82V81H184ZM190 82V81H189ZM52 83V82H51ZM58 83V82H57ZM180 83V82H179ZM197 83V82H196ZM203 83V82H202ZM209 83V82H208ZM211 83V82H210ZM85 84H86V82H85ZM115 84V83H114ZM217 84V83H216ZM127 85V86H126ZM240 86L239 87H237V85H236V89H235V91H234V94H236V99H241L239 102L242 104L243 102H241L242 101V99H248L249 101H250V99H249V97H252L249 93H248V89L251 91V89L252 88H249V86H246V87H244L245 85H246V83L243 85V82L242 83H240L239 84ZM77 86V85H76ZM88 86H89V84H88ZM115 86V85H114ZM117 86V85H116ZM175 86V85H174ZM194 86V85H193ZM204 86V85H203ZM214 86V85H213ZM84 87V86H83ZM173 87V86H172ZM199 87V86H198ZM247 87H248V89H247ZM89 88V87H88ZM166 88H168V86L166 87ZM203 88V87H202ZM211 88V87H210ZM245 88H246V90H245ZM54 89V88H53ZM52 89V90H53ZM80 89V88H79ZM82 89V88H81ZM119 89V88H118ZM201 89V88H200ZM234 89V88H233ZM89 90V89H88ZM121 90H125V89H121ZM204 90V89H203ZM78 91V90H77ZM82 91H85L84 89L82 90ZM150 91V90H149ZM172 91V90H171ZM200 92H202V90H199ZM198 91V92H199ZM212 91V90H211ZM249 91V92H250ZM79 92V91H78ZM88 92V91H87ZM123 92H125V91H123ZM154 92V91H153ZM157 91H155V94H156V96H160V94H161V96H163L162 95V93H156ZM163 92V93H164ZM170 92V91H169ZM183 92V91H182ZM185 92V91H184ZM197 92V93H198ZM204 92V91H203ZM206 92V91H205ZM214 92H217V91H214ZM53 93V92H52ZM121 93H122V91H121ZM126 93V92H125ZM178 93V92H177ZM196 93V92H195ZM79 94V93H78ZM142 94V93H141ZM169 94V93H168ZM189 94V93H188ZM199 94V93H198ZM198 94H197V96H198ZM203 94V93H202ZM201 94V95H202ZM214 94H216V93H214ZM219 94V93H218ZM77 95V94H76ZM118 95H120V94H118ZM122 95V94H121ZM154 95V94H153ZM181 95V94H180ZM55 96V95H54ZM53 96V97H54ZM84 96V94L82 95V97ZM85 96H87V95H85ZM145 96V95H144ZM151 96V95H150ZM156 96H155V98H156ZM166 96V95H165ZM171 96V95H170ZM169 96V97H170ZM178 96V95H177ZM195 96H196V94H195ZM200 96V95H199ZM222 96H224V95H222ZM106 97H104V98H106ZM180 97V96H179ZM184 97V96H183ZM193 97V96H192ZM207 97V96H206ZM219 97V96H218ZM226 97V96H225ZM52 98V97H51ZM87 98V97H86ZM161 97H159V99H160ZM173 98H174V96H173ZM178 98V97H177ZM194 98V97H193ZM198 98V97H197ZM200 98V97H199ZM253 98V97H252ZM81 99H83V98H81ZM89 99V98H88ZM107 99V98H106ZM149 99V98H148ZM158 99V98H157ZM158 99V100H159ZM162 99H164V97L162 98ZM167 99H172L171 97L170 98H167ZM204 99V98H203ZM210 99V98H209ZM213 99V98H212ZM219 99V98H218ZM222 99H225V98H223L222 97ZM221 99V100H222ZM236 99H235V101H236ZM109 100V99H108ZM185 100V99H184ZM207 100V99H206ZM107 101V100H106ZM156 101V100H155ZM163 101H165V99L163 100ZM174 101V100H173ZM226 101V100H225ZM248 101V102H249ZM61 102H63V104H65V103H67V102H64V101H61ZM82 102V101H81ZM158 102V101H157ZM206 102V101H205ZM58 103V102H57ZM79 103V102H78ZM153 102H151V106L153 105L152 104ZM160 103H163V102H160ZM164 103H166V102H164ZM221 103V102H220ZM223 103V102H222ZM240 103H238V104H240ZM247 103V101L245 102V104ZM251 103H252V100H251ZM58 104H60V103H58ZM145 104V103H144ZM157 104V103H156ZM173 104H175L174 102H173ZM204 104V103H203ZM240 104V106H242ZM245 104L243 103V105L245 106ZM248 104V103H247ZM247 104H246V106H247ZM85 105V104H84ZM113 105V106H112ZM149 105H150V103H149ZM163 106H164V104H162ZM202 105V104H201ZM223 105H224V103H223ZM252 105V104H251ZM65 106H66V104H65ZM68 106V105H67ZM66 106V107H67ZM82 106V105H81ZM87 106H88V104H87ZM172 105H170L169 106V108L171 107ZM207 106V105H206ZM257 106H258V104L256 105V107L255 108H257ZM260 107H261V104L259 105ZM262 106H264L263 104H262ZM56 107H57V105H56ZM70 107V106H69ZM142 107V106H141ZM166 107H168V106H166ZM173 107V106H172ZM60 108V107H59ZM64 108V107H63ZM180 108V107H179ZM242 108H243V106H242ZM249 108H250V106H249ZM264 108V107H263ZM109 109H111L112 111H110ZM144 109V108H143ZM142 109V110H143ZM151 109V110H150ZM161 109H162V107H161ZM181 109V108H180ZM251 109H253V108H251ZM260 109V108H259ZM262 109V108H261ZM41 110V111H40ZM153 110V111H152ZM81 111V110H80ZM110 111V112H109ZM140 111V110H139ZM216 111V110H215ZM256 112H259V111H257V110H255ZM254 111V112H255ZM261 111V113L262 112H264V111H262V110H260ZM216 112H218V111H216ZM215 112V113H216ZM220 112V111H219ZM225 112V111H224ZM228 112V111H227ZM254 112H251V113H254ZM213 113V112H212ZM232 113V112H231ZM241 113V112H240ZM172 114H174V115H172ZM220 114V113H219ZM226 114V113H225ZM234 114V116H235V118H236V115H235V113H232L231 115H233ZM237 114V113H236ZM257 114V113H256ZM263 115V118H264V113H262ZM137 115H139V114H137ZM238 115V114H237ZM216 116V115H215ZM222 116V115H221ZM240 116V117H241ZM258 116H259V114H258ZM173 117L174 118H176L178 121V124H180V126L181 125H183V126H185V127H187V128H189L190 130H191V132H190V130L188 129L187 130V128L185 129V130H187V132L189 133H187L188 135H189V137L191 138L192 136L194 137V140H193V145H195V142H196V147L197 148H193V149H195V152H193L192 150L190 151L189 150V148L188 147H186V145H184V142H182L181 141V139L179 138V136L181 135H179L178 133H175L174 132V128L172 129V127H171V125L169 124L170 122H169V119H173ZM214 117V116H213ZM217 117V116H216ZM215 117V118H216ZM219 117V116H218ZM239 116H237V118H238ZM260 117H261V115H260ZM50 118V117H49ZM223 118H224V116H223ZM222 118V119H223ZM228 118H229V115H228ZM232 118H233V116H232ZM102 119V118H101ZM203 119H206V120H203ZM211 119V118H210ZM218 119V118H217ZM226 120H227V115H226V118H225ZM261 119H262V117H261ZM261 119L258 121V122H260L261 121ZM138 120H139V118H138ZM141 120V119H140ZM139 120V121H140ZM190 120H194V121H198L197 123L196 122H194V121H190ZM233 121H234V119H232ZM231 120V121H232ZM122 121V120H121ZM121 121H120V123H121ZM137 121V120H136ZM211 121V120H210ZM221 121V120H220ZM238 121V120H237ZM236 121V122H237ZM239 121H242L243 122V120H241V118H240V120ZM209 122V123H208ZM218 122V121H217ZM229 122V121H228ZM228 122H227V124H228ZM236 122H234V123H236ZM108 123H110V125L108 126ZM173 123V122H172ZM176 123V122H175ZM243 123V124H244ZM264 122H261L260 124H263ZM107 124V125H106ZM122 124H120V125H122ZM229 124H233V123H229ZM245 124V125H246ZM258 124V123H257ZM125 125V126H126ZM173 125H174V123H173ZM237 125H240V127H242V123L241 124H239V122H238V124L236 123V125L235 126H237ZM101 126H102V124H101ZM125 126H121V127H125ZM133 126V125H132ZM175 127H176V125H174ZM183 126H181V129H182V131H184V127ZM233 126H234V124H233ZM232 125L230 126V128L231 127H233ZM244 126V125H243ZM262 126V125H261ZM112 127H110L111 129H112V131H114V128H112ZM116 127H118V130H116V131H119L120 130V128H119V126H116ZM51 128H52V130H51ZM109 128V129H110ZM127 129H128V127H126ZM177 129H178V127H176ZM229 128V132H230V129ZM243 128V127H242ZM117 129V128H116ZM124 129V128H123ZM244 129H245V127H244ZM125 130V129H124ZM123 130V131H124ZM132 130V129H131ZM179 130V129H178ZM62 131V132H61ZM63 131L64 130H60V132H61V134H59V135H61L62 136V133H63ZM129 131V130H128ZM125 132V133H129V132ZM58 132V131H57ZM59 133V132H58ZM118 133H120V134H118V135H121L122 134V137H123V134L124 133H122V131L120 130V132H118ZM192 134V136H191V134ZM88 134H90V133H88ZM100 134H102V132L100 133ZM177 134H178V136H177ZM58 135V134H57ZM56 135V136H57ZM91 135V134H90ZM65 136V135H64ZM63 136V137H64ZM88 136V135H87ZM126 136V135H125ZM89 137V136H88ZM93 137V136H92ZM118 137V136H117ZM193 137H192V139H193ZM263 137H264V135H263ZM66 138V137H65ZM85 138H86V136H85ZM90 138H91V136H90ZM90 138H88L89 140H90ZM95 138V137H94ZM112 138H113V140H112ZM118 138H121V136L120 137H118ZM123 138H125V137H123ZM127 138H129L128 136H127ZM190 138L188 139V140H190ZM258 138V139H259ZM58 139V138H57ZM99 139V138H98ZM101 139V138H100ZM115 139H116V137H115ZM122 139V138H121ZM257 139V140H258ZM264 139V138H263ZM65 139H63V141H64ZM120 140V139H119ZM118 140V141H119ZM123 140V139H122ZM125 140V139H124ZM156 140H158L159 142V144H155L157 141ZM187 140V139H186ZM249 140V141H250ZM257 140H255V141H257ZM84 141V140H83ZM92 141L93 140H91L90 141V143L92 144ZM97 141V140H96ZM96 141L94 140L93 142H95V146H96ZM101 141V140H100ZM116 141V140H115ZM156 141V142H155ZM260 141V140H259ZM258 141V142H259ZM263 141V140H262ZM87 142V141H86ZM120 143H121V141H119ZM155 142V143H154ZM251 142H248V143H251ZM257 142V143H258ZM261 142V141H260ZM57 143V142H56ZM60 143V142H59ZM61 143H63L62 141H61ZM60 143V144H61ZM102 143V142H101ZM115 143V142H114ZM113 143V144H114ZM123 143V142H122ZM186 143H187V141H186ZM192 143V142H191ZM191 143H190V145H191ZM240 143H242V145H245L246 147H248V148H246V150L247 149H251V151H245V149L243 150V149H240L239 148V144ZM251 143V144H252ZM262 143H264V142H262ZM262 143H259L258 144V146H261L262 145ZM83 144V143H82ZM109 144H111V143H109ZM108 143H107V145H109ZM112 144V145H113ZM188 144V143H187ZM58 145V144H57ZM84 145L85 146H87L88 145V143H87V145L84 143ZM97 145H98V142H97ZM121 145V144H120ZM120 145H118V147L120 146ZM189 145V144H188ZM187 145V146H188ZM192 145V146H193ZM254 145V143L252 144V146ZM255 145H257V144H255ZM82 146V145H81ZM80 146V147H81ZM89 146V145H88ZM87 146V147H88ZM95 146H94V148L93 149H95ZM115 147H116V144L114 145ZM192 146H189L190 148L192 147ZM244 146V147H245ZM264 146V145H263ZM90 147H91V145H90ZM100 147V146H99ZM112 147V149H113V146H111ZM110 147V148H111ZM152 148L153 149V151H150V155H147L148 153V151H146V156H148V157H146L145 158V156H144V154H143V156H144V160L142 161L143 163L141 164V162H139V161H141V160H139V158H138V156H137V154H136V152L138 151H141L142 150V152H143V150H144V152L143 153H145V150L147 149V148ZM82 148V147H81ZM89 148V147H88ZM102 148H104V147H102V145H101V149ZM239 148V149H238ZM255 148H256V146H255ZM264 148V147H263ZM262 148V149H263ZM57 149V148H56ZM65 149V148H64ZM97 149V148H96ZM105 149V148H104ZM108 149V148H107ZM196 149L198 150V152H199V156L197 157V155H195L196 154ZM256 149H258V148H256ZM259 149H261L260 147H259ZM61 150V149H60ZM82 150H85L84 148L82 149ZM90 150V148L87 150V152ZM109 150V149H108ZM58 151V150H57ZM62 151V150H61ZM105 151V150H104ZM113 151V150H112ZM221 151L223 152V156L225 157V159L224 160H220L219 158H218V155L221 153ZM26 152H27V154H26ZM84 152V155H85V151H83ZM111 152V151H110ZM108 153V154H111V153ZM194 154H193V153ZM81 153V152H80ZM89 153V152H88ZM98 153V152H97ZM113 153V152H112ZM77 154V153H76ZM82 154V153H81ZM114 154V153H113ZM138 154H140V152L138 153ZM126 154H123V157L125 156ZM22 156H28V158L30 157V161H31V164L33 163V165L36 167L37 165L39 166H41L42 167V172L39 174V175H41L40 176V178H32V180L30 179V178H27V177H31V175H29V176H27L28 174H25L26 176H24L23 174V171H24V168L26 169V165H28V162L27 161H24V162H26V164L24 165V164H21V157ZM99 156V155H98ZM121 156V155H120ZM140 156V155H139ZM80 157V156H79ZM86 157V156H85ZM126 157V156H125ZM141 157V156H140ZM60 158V157H59ZM78 158V157H77ZM84 158V157H83ZM94 158H97V156L95 155V157H94V155L92 156V155H88L87 156V158L84 160L85 162H82L83 163V165L82 166H79L80 168L78 169V167H77V170L79 171V172H82V175L83 174H85L86 176L90 173V170L94 167V168H98L100 165L102 166V162L101 161H99V162H101V164H99L98 163V159L97 160H95ZM100 158H101V156H100ZM108 158V157H107ZM118 158V157H117ZM142 158V157H141ZM82 159V158H81ZM102 159V158H101ZM105 159V158H104ZM111 159V158H110ZM125 159V158H124ZM203 159H205V160H209L210 161V163H211V161H212V164H211V169L214 171H210L207 167H206V165L203 163ZM117 160V159H116ZM132 160H133V166H132ZM139 160V161H138ZM59 161V160H58ZM64 161V160H63ZM106 161V160H105ZM112 161V160H111ZM126 161L124 160V162L126 163ZM23 162V163H24ZM107 162V161H106ZM124 162H123V159L122 158H119V160H117L116 162H115V164L114 163H112V165H110L109 164V166H110V171H115V172H118L119 174H121V172H124L123 171V167H121V166H123V164H124ZM59 163V162H58ZM111 163V162H110ZM207 164L209 163V162H206ZM209 163V164H210ZM29 164H30V162H29ZM30 164V165H31ZM147 164V165H148ZM208 164V165H209ZM79 165V164H78ZM127 165V164H126ZM126 165L124 164V166L126 167ZM137 165V164H136ZM9 166H12V168H16V169H18V173L16 172L15 173V171L13 172V171H11L12 169L9 167ZM25 166V167H24ZM37 166V167H38ZM39 166V167H40ZM143 166V165H142ZM141 166V167H142ZM7 167V168H6ZM28 167H29V165H28ZM34 168L32 165L30 166V168ZM40 167V168H41ZM65 167V166H64ZM147 167V166H146ZM209 167H210V165H209ZM142 168H144V166L142 167ZM141 168V169H142ZM9 169V170H8ZM11 169V170H10ZM101 169V168H100ZM145 169V168H144ZM142 170L143 171V173H144V171L145 170ZM259 169H263V170H261V173L259 174V173H257L256 172V170H259ZM14 170V169H13ZM29 170V168L27 169V170H25V171H27V172H29L28 171ZM103 170V169H102ZM105 170H106V168H105ZM30 171H31V169H30ZM37 171V170H36ZM78 171L76 172V170H75V172H76V174H78ZM147 171H149V170H147ZM39 172V171H38ZM104 172V171H103ZM114 172V173H115ZM153 172H152V174H153ZM258 172H260V170L258 171ZM23 173V174H22ZM31 173H33L32 171H31ZM94 173L95 174H97L98 172H95L94 171ZM114 173H111V174H113L114 175ZM141 173V172H140ZM146 173H148V172H146ZM150 173H151V171H150ZM231 173V174H230ZM34 174V173H33ZM73 174V173H72ZM91 174H92V172H91ZM103 174V173H102ZM126 174V173H125ZM80 175V174H79ZM94 175V174H93ZM104 175V174H103ZM117 175V174H116ZM128 176H126L127 178V181L129 182V183H131V184H129V186L130 187H132V188H130L128 191H130L132 194H133V192H134V190L137 188V184H139L138 183V181H137V183L136 182H133L134 180H133V177H131V178H128V177H130L129 176V174H127ZM140 175V174H139ZM144 175V174H143ZM253 175H255L256 177L258 176V178H253ZM73 176V175H72ZM74 176H75V173H74ZM84 176V175H83ZM101 176V175H100ZM118 176V175H117ZM117 176H116V178H115V180H117L118 178H117ZM120 176V175H119ZM118 176V177H119ZM122 176V175H121ZM146 176H149L148 174L146 175L145 174V177ZM33 177V176H32ZM79 178L81 177V176H78ZM77 177V178H78ZM95 177V176H94ZM113 177V176H112ZM115 177V176H114ZM139 177V176H138ZM84 178V177H83ZM120 178V177H119ZM125 178V177H124ZM149 178V177H148ZM253 178V179H252ZM34 179V180H33ZM82 179V178H81ZM121 179V178H120ZM122 179H123V176H122ZM130 179V180H129ZM135 179H137L136 177H135ZM256 179V180H255ZM78 180V179H77ZM83 180V179H82ZM99 180V179H98ZM97 180V181H98ZM119 180V179H118ZM144 180V179H143ZM149 180H151V178L149 179ZM248 180L250 181L251 180V182H248ZM5 181H9L8 183L10 184V186L13 188L12 190H14V192H11L10 191V187H8L7 185H8V183L6 182V186L8 187V189H7V187L5 186ZM74 181H75V179H74ZM79 181V180H78ZM78 181L77 182H75V183H78ZM123 181V180H122ZM142 181V180H141ZM246 181L248 182V184H253V186H255V187H253V189H255V190H251V187H248V188H245V190L242 192V191H233L232 192V190H229V188L230 189H235L236 188V186L238 185V184H240V183H246ZM109 182H111V181H109ZM145 182V181H144ZM148 182V181H147ZM240 182V183H239ZM94 183V182H93ZM112 183H114L113 182V180H112ZM111 183V184H112ZM125 183V187H126V183L127 182H124ZM135 183V184H134ZM153 183V182H152ZM157 183V182H156ZM95 184V183H94ZM98 184V183H97ZM105 184V183H104ZM114 184H116L117 185V182L115 181V183ZM113 184V185H114ZM127 184V185H128ZM150 184H151V182H150ZM96 185V184H95ZM115 185V186H116ZM120 185H122V183L120 184ZM149 185V184H148ZM158 185H159V183H158ZM243 185V184H242ZM78 186V185H77ZM80 186V185H79ZM83 186V185H82ZM114 186V187H115ZM124 186H123V188H124ZM128 186V187H129ZM161 186V187H162ZM84 187V186H83ZM83 187H81V188H83ZM92 187V186H91ZM95 187V186H94ZM93 187V188H94ZM106 187V186H105ZM114 187H112V186H110V189H111V194H112V196H114V199L113 198H111V200H112V202H113V200H115L116 199V195H115V188ZM117 187H119V189H120V186H117ZM150 186H148V188H149ZM156 185L154 186V189H155V191H156ZM160 187V186H159ZM78 188H80V187H78ZM97 188H99V187H97V185H96V187H95V189L97 190ZM102 188V187H101ZM107 188V187H106ZM145 188H147V187H145ZM145 188H143V189H145ZM243 188V187H242ZM89 189V188H88ZM87 189V190H88ZM118 189V191L116 192L117 194H119L121 191H122V189H120L119 190ZM159 189H161V188H159ZM159 189H158V196L159 195H163L162 194V189H161V193L159 192ZM16 190V191H15ZM79 190V189H78ZM81 190V189H80ZM95 190V191H96ZM99 190H101V189H99ZM125 190V189H124ZM147 190V189H146ZM150 190V189H149ZM153 190V189H152ZM151 190V191H152ZM249 190H251V191H249ZM106 191V190H105ZM127 190H125L124 192L125 193H127L126 192ZM155 191H153L154 193H155ZM84 192H86V191H84ZM89 192V191H88ZM119 192V193H118ZM232 192V193H231ZM20 193H22L21 195L23 196V195H25L24 193H26V194H28V198L26 199L25 198V200H29L28 201V203L27 204H29V206H27V205H25V204H23V201H21V200H24V199H21L20 197H21V195H19ZM80 193H81V191H80ZM90 193V192H89ZM94 193V192H93ZM97 193V191L95 192V195H96V197H97V201H98V198L101 200L102 199V197H104V196H101V195H103V193L104 194H106L105 192H100L99 191V195L98 194H96ZM100 193H102V194H100ZM82 195H83V193H81ZM123 194V193H122ZM137 194V193H136ZM153 194V193H152ZM156 194V193H155ZM194 196H193V195ZM81 195V196H82ZM86 195L87 194H85V197H86ZM107 195V194H106ZM125 195V194H124ZM124 195H122L123 197H124ZM130 195V194H129ZM145 195V194H144ZM190 195H192L193 196V198H191L190 197ZM30 196H32V197H30ZM135 196V195H134ZM95 197V196H94ZM108 197V196H107ZM111 197V196H110ZM118 197H120V195H118ZM122 197V198H123ZM125 197H127V196H125ZM130 197V196H129ZM31 198V199H30ZM105 198V197H104ZM138 199H140L139 198V196L137 197ZM143 198V197H142ZM154 198V197H153ZM85 199V198H84ZM95 199V198H94ZM110 199V198H109ZM108 199V200H109ZM124 199V198H123ZM126 199V198H125ZM128 199V198H127ZM130 199L131 198H129V201H128V204L130 203ZM134 199V198H133ZM259 199V198H258ZM117 200V199H116ZM119 200H121L120 198H119ZM144 200V198L143 199H140V201H143ZM152 200V199H151ZM163 200V199H162ZM84 201V200H83ZM91 201H93V198H91ZM118 201V200H117ZM123 200H121V202H122ZM131 201H132V199H131ZM137 201V200H136ZM145 201H147V200H144V202ZM149 201V200H148ZM157 201V200H156ZM261 200H259L258 202H260ZM4 202V203H3ZM90 202V201H89ZM100 202V201H99ZM104 202H105V200H104ZM103 202V203H104ZM119 202V201H118ZM126 201H124V203H125ZM153 202H154V200H153ZM26 203V202H25ZM91 203V202H90ZM123 203V204H124ZM141 203V202H140ZM155 203V202H154ZM162 203H163V201H162ZM263 202H261V204H262ZM96 204H98V203H96ZM108 204L110 205V200H109V202H108ZM112 204V203H111ZM121 203H119L118 205H120ZM128 204H126V205H128ZM139 204V203H138ZM137 204V205H138ZM142 204H144L143 202H142ZM142 204H141V206H142ZM148 204V203H147ZM150 204V203H149ZM259 204V203H258ZM260 204V205H261ZM264 204V203H263ZM98 205H100V204H98ZM105 205V204H104ZM118 205H117V207H118ZM122 205V204H121ZM134 205V204H133ZM137 205H135V207H137ZM145 205V204H144ZM97 206V205H96ZM101 206V205H100ZM107 206V205H106ZM123 206V205H122ZM131 206V205H130ZM129 205L127 206V207H130ZM149 206V205H148ZM147 205H146V207H148ZM241 206V205H240ZM239 206V207H240ZM256 206H258V205H256V203H255V207ZM93 207V208H92ZM103 207H105V206H103ZM116 207V208H117ZM125 207V206H124ZM131 207H133V206H131ZM140 207V206H139ZM138 207V208H139ZM143 207V206H142ZM150 207V206H149ZM242 207V206H241ZM241 207H240V209H241ZM250 207V206H249ZM254 207V208H255ZM262 207H263V205H262ZM107 208V207H106ZM115 208V207H114ZM115 208V209H116ZM122 208V207H121ZM121 208H119V209H121ZM151 208V207H150ZM234 208H235V210H234ZM252 208V207H251ZM108 209H109V207H108ZM118 209V212L120 211ZM124 209H127V208H124ZM129 209V208H128ZM134 209V208H133ZM135 209H137V208H135ZM143 209V208H142ZM172 209H173V212H170V211H172ZM243 209V208H242ZM245 209V208H244ZM257 209H258V207H257ZM259 209H262V208H259ZM89 210H90V212H89ZM99 211L101 210V208L100 209H98ZM104 210H105V208H104ZM114 210V209H113ZM123 210V209H122ZM130 210V209H129ZM131 210H132V208H131ZM130 210V211H131ZM139 212H141L142 213V211H140V208L139 209H137ZM151 210H153V209H151ZM254 210V209H253ZM98 211V212H99ZM103 210H101V212H102ZM112 211V210H111ZM116 211V210H115ZM130 211H128V210H126V212H130ZM145 210H143V212H144ZM243 211H245V210H243ZM255 211V210H254ZM260 211V210H259ZM97 212V211H96ZM118 212H116L117 214H118ZM121 212H123V211H121ZM126 212H123V213H126ZM147 211H145V213H146ZM241 212V211H240ZM105 213H107V210H106V212H104V215H102V216H105ZM115 213V214H116ZM120 213V212H119ZM122 213V214H123ZM134 213L135 212H133V215H134ZM136 213H138V212H136ZM144 213V214H145ZM241 213H243V212H241ZM258 214L260 213V212H257ZM90 214V215H89ZM108 214V213H107ZM106 214V215H107ZM127 214V213H126ZM139 214V213H138ZM138 214H137V216H138ZM161 216H160V215ZM245 214V213H244ZM243 214V215H244ZM246 214H247V211H246ZM253 214H254V212H253ZM252 214V215H253ZM130 213H129V215H126V217L127 216H129V218H130ZM140 215V214H139ZM142 215H143V213H142ZM192 215L193 216H196L197 217V219H195V217L193 218L192 217ZM249 215V214H248ZM60 216V218H58ZM96 216V215H95ZM98 216H99V214H98ZM107 216H109L108 218L109 219H111L110 218V215H107ZM107 216L105 217V218H107ZM119 216V215H118ZM124 216V215H123ZM247 216V215H246ZM94 217V216H93ZM97 217V216H96ZM122 217V216H121ZM135 218H137L136 217V215L134 216ZM139 217V216H138ZM229 217V216H228ZM95 218V217H94ZM208 218H212L214 221V224L212 223V220L211 219H209V221H207V219ZM226 218V217H225ZM225 218H223V219H225ZM239 218V219H238ZM108 219V220H109ZM115 219V218H114ZM119 219V218H118ZM117 219V220H118ZM132 219V218H131ZM163 219V220H164ZM165 219V220H166ZM241 219H243V218H241ZM107 220V219H106ZM142 219H140V221H141ZM211 220V221H210ZM250 220V219H249ZM104 221V220H103ZM112 222L114 221V220H111ZM138 221V220H137ZM143 221V223L145 224V221H144V219L142 220ZM141 221V222H142ZM170 221V220H169ZM172 221V220H171ZM223 221V220H222ZM226 222H228L227 221V218H226V220H225ZM224 221V222H225ZM109 222V221H108ZM107 222V223H108ZM119 222V221H118ZM163 221H161V223H162ZM256 222V221H255ZM61 223L63 224V223H65L64 224V226H62L61 225ZM103 223V222H102ZM106 223V222H105ZM106 223V224H107ZM195 223H198L197 225L195 224ZM212 223V224H211ZM229 223V222H228ZM95 224V223H94ZM97 224V223H96ZM113 224H114V222H113ZM116 224V223H115ZM137 225L138 224H140V223H136ZM144 224H142V225H144ZM146 224V225H147ZM173 224V223H172ZM195 224V225H194ZM208 224H211L212 226L211 227H209L208 226ZM225 224V223H224ZM141 225V226H142ZM151 225V226H152ZM109 226H110V229L108 228L107 230H106V233H105V236L106 237H109L110 235H108V232H110V231H114V230H116V232H118L117 230L118 229H114L113 227H111V225H110V223H109ZM141 226H137L139 229L140 228H142ZM150 226V227H151ZM98 227V226H97ZM136 227V228H137ZM143 227H145L146 228V226L144 225ZM153 227V226H152ZM159 227H160V225H159ZM162 227H163V225H162ZM49 228H51V231L53 230V231H55L56 232V234L58 235V237H56V235H55V232L53 233V231H52V233L50 234L51 235V239H48L50 236H48V240H49V242H50V240H51V243L48 245V246H46V248H45V252L41 249V248H43V245H41V247H40V251H38L37 252V250H36V248H35V251H36V253H34V254H29V255H31V260H27L28 259V257H29V259H30V256H26L27 254H28V251H29V248L31 247L30 245H31V243H33V242H36V241H34V240H36L38 237H40V236H43L45 233H47V232H49L48 231V229ZM116 228V227H115ZM145 228H142V229H145ZM156 228V227H155ZM227 228L229 229V227H228V225H227ZM233 228V227H232ZM141 229V230H142ZM152 229H154V228H152ZM157 229V228H156ZM160 229H161V227H160ZM160 229H157L158 231H161ZM170 229H169V231H170ZM223 229H225V228H223ZM138 230V229H137ZM147 230V229H146ZM146 230H143V231H146ZM148 230H150V229H148ZM258 230V229H257ZM263 230H264V228H263ZM47 231V232H46ZM68 231H70V232H74V231H76L77 232V234H76V237H74L75 235H71L70 236V234L68 233ZM156 231V230H155ZM158 231H157V233L156 234H158ZM174 231V232H175ZM262 231V230H261ZM149 231H147V233H148ZM152 232V231H151ZM218 232H220L221 233V231H219L218 230ZM223 232V231H222ZM225 232V231H224ZM227 232V231H226ZM252 232V231H251ZM256 232V231H255ZM111 233V232H110ZM141 232L139 231V234H140ZM143 234H144V232H142ZM153 234H151V233H149L150 235H153V237H155L154 236V232H152ZM71 234H73V233H71ZM112 234H114V233H112ZM117 234V233H116ZM116 234L115 235H113L112 237H114V236H116ZM119 234H121V235H119ZM142 234V235H143ZM169 234H171V235H169ZM216 234V233H215ZM258 234V233H257ZM55 235V236H54ZM144 235H146V234H144ZM148 235V234H147ZM145 236V237H148V236ZM179 235V236H178ZM214 235V234H213ZM217 235V234H216ZM220 235V234H219ZM222 235V234H221ZM221 235H220V237H221ZM226 235H222V237H225ZM72 236L74 237V238H76V239H74V238H72ZM139 236V235H138ZM137 236V237H138ZM257 236V235H256ZM261 236V235H260ZM33 237V239H30V238H32ZM46 237V236H45ZM140 237V236H139ZM151 237V236H150ZM150 237H148V238H150ZM156 237V238H157ZM220 237H218L219 238V240L221 239ZM255 237V236H254ZM254 237H251V241H252V238H254ZM258 237V236H257ZM118 239H120V237H117ZM116 238V239H117ZM141 238H142V236H141ZM156 238H153V239H156ZM40 239V238H39ZM42 239V238H41ZM43 239H46V238H43ZM74 239V240H73ZM86 239H85V241H86ZM115 239V240H116ZM122 239V238H121ZM137 239V238H136ZM143 239H145L144 238V236H143ZM151 239V238H150ZM152 239V240H153ZM213 239V238H212ZM223 239V238H222ZM235 239L237 240V241H235ZM260 239H262V238H260ZM260 239H259V241L258 242H261L260 241ZM79 240H81V239H79ZM138 240H140V239H138ZM258 240V239H257ZM256 240V241H257ZM263 240V239H262ZM37 241H38V239H37ZM228 241H230V240H228ZM227 241V242H228ZM244 241V242H245ZM250 241V242H251ZM44 243L45 242V240L43 241V240H41L40 241V243ZM47 242V241H46ZM45 242V243H46ZM83 242H84V240H83ZM116 242H117V240H116ZM227 242H225V243H227ZM231 242H233V241H231ZM233 242V243H234ZM243 242V243H244ZM255 241L253 240V242H252V244L254 243ZM257 242V243H258ZM132 243V244H131ZM233 243H232V245H233ZM256 243V242H255ZM254 243V244H255ZM34 244V243H33ZM37 244H39V243H37ZM36 244V245H37ZM227 244H230V242L229 243H227ZM227 244H225L226 246H227ZM240 244V243H239ZM251 244V243H250ZM251 244V245H252ZM253 244V247H256V245H254ZM259 244L260 243H258L257 245L259 246ZM63 245H65V246H63ZM105 245V244H104ZM107 245V244H106ZM109 245V244H108ZM107 245V246H108ZM224 247H225V245H224V243L222 244ZM238 245V244H237ZM237 245L235 246V248H237ZM241 245H244V247L246 246L245 244H241ZM34 246V245H33ZM67 246V248L69 249V250H67L66 248L64 249V247H66ZM106 246V247H107ZM228 246H231V244L230 245H228ZM228 246H227V248L226 249H228ZM234 246V245H233ZM109 247V246H108ZM166 250V252H164V249ZM194 248V250H192V248ZM222 247V246H221ZM244 247H243V249H244ZM174 248H176V249H174ZM184 248V247H183ZM231 247H229V249H230ZM233 248V247H232ZM232 248H231V250H232ZM235 248H234V250H235ZM240 248V245L238 246V249ZM246 249H247V247H245ZM252 248V247H251ZM264 248V247H263ZM32 249V248H31ZM33 249H34V247H33ZM32 249V251H34ZM102 248H100L99 247V251L98 250H94L95 251V253H96V251L101 255V257H102V254L100 253L102 250H101ZM225 249V250H226ZM237 249V250H238ZM241 249L242 248H240L239 249V251H241ZM248 249H250V247L248 248ZM253 249H255V248H253ZM258 249V248H257ZM38 250H39V247H38ZM103 250H105L104 248H103ZM180 250H181V248H180ZM261 250H262V248H261ZM34 251V252H35ZM91 251V252H90ZM94 251H93V253H94ZM176 251H178V250H176ZM183 251H184V249H183ZM223 251H224V249H223ZM230 251V250H229ZM246 251H248V250H245V251H241V252H246ZM252 251L253 250H251V251H248V252H246V253H249V252H251L252 253ZM256 251V250H255ZM104 252V251H103ZM106 252H109V251H106ZM163 252V253H162ZM169 250H168V253L167 254H165V255H169ZM224 252H227L228 253V256H230V254H229V252L226 250V251H224ZM233 252V251H232ZM231 252V253H232ZM237 251H235V252H233V253H236ZM257 253H258V250L256 251ZM263 252V250L261 251V253ZM32 253V252H31ZM92 253V254H93ZM105 253V252H104ZM171 253V252H170ZM238 253V252H237ZM256 253V254H257ZM178 254V255H179ZM238 254H240V252L238 253ZM237 254V255H238ZM262 254H264V253H262ZM100 255H99V257H100ZM164 255V254H163ZM225 255V254H224ZM237 255H235L234 254V256H237ZM241 255V254H240ZM247 255V254H246ZM258 255H260L259 253H258ZM97 256V255H96ZM226 256H227V254H226ZM231 256H233L232 254H231ZM242 256V255H241ZM245 256V255H244ZM254 256V255H253ZM252 255H251V258L252 259H249L250 257L249 256H245V259L243 260L242 259V261H243V263L242 264H264V255L262 256V259L261 260H258V259H260V258H258V259H255L254 257L256 256H254L253 257ZM260 256V257H261ZM33 257H35V258H33ZM89 257H91V256H89ZM93 257H95V255L93 256ZM149 257V259H154V257H151L150 258ZM167 257V256H166ZM165 257V259H163V261L165 260H167L168 258H170V257H168V258H166ZM175 257V258H174ZM178 257V256H177ZM178 257V258H179ZM239 257V256H238ZM237 257V258H238ZM246 257H248V259L246 258ZM257 257V256H256ZM163 258V257H162ZM161 258V259H162ZM227 258H230V257H227ZM241 258L242 257H240V260H239V258L238 259H236V260H238V261H240L241 262ZM254 258V259H253ZM98 259V260H97ZM151 259V260H152ZM160 259V260H161ZM171 259V258H170ZM170 259H168L169 261H170ZM231 259V261H232V258H230ZM159 260V261H160ZM147 261V260H146ZM149 261V262H148ZM147 262L150 264V260H148ZM169 261H166L165 263H167L168 264V262ZM172 261V260H171ZM171 261L169 262L170 264H172L171 263ZM154 261H152V263H153ZM146 263V262H145ZM155 263H156V261H155ZM163 263V262H162ZM158 264V263H157ZM231 264V263H230Z\"/></svg>", "mask_w": 264, "mask_h": 264}]
</instances>
